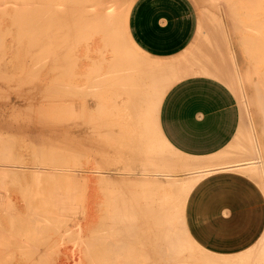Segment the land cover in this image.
Listing matches in <instances>:
<instances>
[{
	"label": "bare ground",
	"instance_id": "obj_1",
	"mask_svg": "<svg viewBox=\"0 0 264 264\" xmlns=\"http://www.w3.org/2000/svg\"><path fill=\"white\" fill-rule=\"evenodd\" d=\"M7 1H9V2H11V0H7ZM6 1V2H7ZM16 2H18L19 3V1H17V0H15ZM23 1V0H22ZM25 1V0H24ZM28 1V2H27ZM26 1V6H25V8H26V12H25V14H27L26 16L28 17V23H26L27 24V26H25L24 25V27H25V31H23V35H25L26 36V34H27V31H28V33H30V38L29 37H27L28 39H29V44H30V47L32 46L33 48H35L34 47V45L35 46H38L39 48H41V50L42 51H44L43 53H44V55L46 56V58H47V51H45L44 50V48H46L49 44L50 45H52L53 44V47H54V49L53 50H55V51H53V52H55V54H54V57L57 55V64L54 62L55 60H53V62L55 63V65L58 67L59 66V69L58 70H60V74H57V73H59V72H57L56 74L57 75H59L60 76V78H59V81H58V83H57V85L56 84H53V82H51L52 81V79H51V83L53 84V86L54 85H56L54 88H56L55 90H57V92H58V94H60L59 96H58V94H57V96H58V98H57V96L54 94V92H52V91H54L53 89V86L51 85V84H47V86L45 85H41L42 86V88L43 89H47V87L48 86H50L51 85V89L49 88V90L48 91H51L53 94L52 95H50L51 94V92H48V91H44L43 92V95L41 94L42 93V91L40 92V94H38L37 93V91L38 90H36V89H38L37 87H39L40 88V86L39 85H37V84H35L32 80H33V78H31V73H33L32 71L33 70H29V69H32V68H34L35 69V67L37 68V67H39L40 69L41 68H46V66H47V64H48V62H47V60H49L50 62H52L51 61V59H53L54 57H48L49 59H45L44 61H42L41 60V58L43 57V56H39V58H36L37 60H36V62H33V64L35 65H33L32 64V66L30 67V65L28 64V63H26L25 61H24V63H26V64H28V66L30 67V68H28V70H27V72H25V73H27L28 74V76H29V78H31V79H29V80H31L32 82H33V85H37V87L36 86H34L35 87V89H34V91L36 90V93L38 94V95H42V96H44V95H46L45 97H47L48 98V96H49V98L48 99H51V100H49L51 103H52V98H55L56 97V101H59V100H61V105L60 106H55V107H53L54 106V104H52L51 106H50V108H48L47 106H43V107H46L45 108V110H41V112L42 111H45L44 113H47V114H42V116L44 117V116H46V117H49V118H53V119H56L57 118V116L59 115L58 114V112L57 111H59V110H62V112L60 113L61 114V118H62V116L63 115H65L66 114V110L67 111H69L70 112V114H71V116L72 117H74V119L73 120H71L69 123H67V122H65L64 120L61 122L60 120V118H57V120H59L58 121V123H56V120H54V122H53V119L51 118L50 120L48 119V120H46V117H42L41 116V113H39L40 114V116L42 117L41 118V120L39 119L40 117L39 116H36V114H38V112H36V114H34L35 113V111L34 110H37V108L35 109V108H33L32 106H31V108H30V103L32 102V101H28V103H26V104H29L28 106H29V109H30V111H34V113H32V114H28V113H26L27 115H28V117L30 118V116L33 118L34 117V115H35V117H38L37 119H32V121L33 120H38V122L40 121V125H38L37 124V121H34V123H36L37 124V127L38 126H40V127H38V128H41V127H43L44 125L45 126H47V124H48V128H49V125H51L52 124V122L53 123H55L54 124V128L55 129H53V124L51 125L52 127V129L55 131L57 128H59L58 126H61L60 128H61V131L62 132H60V130L59 129H57V132H59V133H61L60 135L62 136V135H66V137H65V141H67V142H64V143H67L68 144V142H70V145H74V143H71V141H73V140H71V137L70 136H72V135H75V136H78V137H80L79 135H81L80 133L82 132V133H85V131H86V133H87V135H90V136H92V139L91 140H89L90 142L89 143H91L90 144V148L92 149L93 148V153H95L96 155H97V159H98V157H99V159H98V161L101 163V166H93V167H95V168H97V169H92V171L95 173V172H98L99 173V176H98V178L101 180V179H104V181H105V179L106 178H108L109 179V177H108V175L109 174H111V173H113V174H117V173H119V174H122V176L120 175V177H123V178H121L122 180H119V181H122V182H124V183H122V188H120V189H122V190H120V195H118V194H115L114 195V201L115 200H122V206H121V210L118 208V207H114V210H112V211H110V212H112L109 216H107V213H106V217H104V218H102L101 220L102 221H100L99 222V220L98 219H100V218H98L99 217V214L101 215V213H98V215H95L96 213H94V211L96 210L94 207V210L92 209V207H91V214L93 215V217H92V221L91 222H93V223H91L90 221H89V218L91 219V217H90V212H89V217H88V221H89V223H88V221H87V216L84 218V219H82L83 221H87V223H85V226H84V223H80V225L78 224L80 221H79V219L77 220V219H75V220H77L78 222H76L77 223V227L76 228H74L75 226H76V224H73V227L71 226H66L65 224H66V222L65 223H63V225H62V229L64 230L65 229V231H62V233L63 232H65L66 234H68V232H69V230L71 231L72 229H74V230H76L77 228V235H76V239H74V240H76V241H78L79 239V237H81V239H82V234L84 233V235H83V237H86V235H89L90 233H91V235H89V236H91V237H89V236H87L88 237V239L90 238V241L88 242L87 241V238H84L85 239V241H87V246H88V243H89V246H88V252L89 253H92L93 255H94V257L95 258H104L105 259V263L104 264H172L174 261H176L177 259H178V254L180 253V241H179V239H178V237H179V232H177V230H175L173 227H172V223H171V219H173V217L171 218L170 216H171V213H170V207L172 208L173 206H171L172 204L173 205H175L177 202L176 201H178V200H175V199H177V197H175V198H173V193H171L170 195L172 196V198H173V200H175V201H173L172 200V198H171V196L168 194V193H166L165 191H164V185H166V184H164V182L165 181H162V183H163V186H162V184H160V180H159V178H157V177H154V176H156V175H158V176H161V175H163L162 173V170H164L165 168L164 167H167L166 165H167V163H166V159L164 158V157H162L163 155L161 154L162 153V150L160 151V149L159 148H157L156 146H158L157 144H155L156 142H155V140H156V138H154L153 139V135H152V131H151V128H152V125H154V123H156L155 124V128L157 129V137L161 140V143H163L167 148H170V149H172V150H174L169 144H168V142L164 139V137L162 136V134L160 133V130H159V128H158V124H157V111H158V107H159V103H160V100H161V98H162V95H163V93H164V89H165V86H166V82H164L163 81V78H162V75H164L165 74V72H166V70H168V69H170V70H173V71H175L176 73H177V78L178 77H181V76H184V75H189V74H191L192 72L191 71H189L188 69H190V65H196V66H198L199 67V69L198 70H196V71H198L199 73H204V74H211V75H213V76H218L219 78L221 77V78H225V79H227V77L229 76V74H227L226 75V73L225 72H222V71H220L219 69H220V66L221 65H219V63H220V60L219 59H217V65L216 64H214V62L210 59V58H208V57H206V55L205 54H202V55H200L199 57H197V56H193V54L191 55V59L190 60H188L187 59V55H184V56H182V57H180V58H176V59H174V60H171V61H165V62H163V61H161V60H159V61H161L160 63H155V68H157V69H153L154 67H152V68H150V65L148 66L151 70L150 71H145V70H143V72L141 71L140 72V74H137V72H138V69L137 68H141V67H143L145 64H143L142 62H140L139 60H137L133 55H130V54H128V53H125V52H123V50H122V42H121V40H120V35H118V33H119V26H118V20H120V18H122V15H123V11H126V9H127V0H120V1H117V0H27ZM116 1H117V3L119 4V6L117 5V3H116ZM205 1V0H204ZM231 1V0H230ZM235 1H237V0H235ZM239 1V0H238ZM242 1H244V0H240V2H242ZM6 2H3V3H6ZM9 2H7V3H9ZM12 2H14V1H12ZM11 2V3H12ZM16 2L15 3H12V4H16ZM21 2V1H20ZM247 2V3H246ZM1 3V2H0ZM6 3V4H7ZM11 3H9V4H11ZM214 3H216V2H214ZM231 3V2H230ZM233 3H234V1H233ZM232 3V4H233ZM243 3V2H242ZM21 4V3H20ZM24 4V3H23ZM238 4V3H237ZM240 4V3H239ZM22 5V4H21ZM211 5V4H210ZM218 5V4H217ZM235 6H236V2H235V4H234ZM242 5H244V6H242L241 7V5H240V7H241V10L246 6V8H244L245 10L243 11V12H245L246 11V9H247V13L246 14H244V15H246V16H244L245 18H246V20H245V23L243 22V26H241L242 28V30H244V32H245V34H243V33H241V34H243V36H242V38L241 37H239L240 38V40L242 41V45H245V49H247V50H243L244 52H247V54H248V59L247 60H249V59H251L250 60V62L252 61V63L254 64V69L256 70V72H258V73H261V76L263 77V79H264V0H245V3L244 4H242ZM4 6H6L5 4L3 5V8H4ZM19 4H18V9H19ZM212 6V5H211ZM220 6H221V4H220ZM6 7H8V8H5L6 10H5V13L7 12V9H10L9 8V6H6ZM12 7H14L15 9H16V7L14 6V5H12ZM237 7V6H236ZM240 7H238V8H240ZM22 8H24L23 7V5H22ZM222 8V7H221ZM237 8V9H238ZM2 10V9H1ZM0 10V11H1ZM4 10V9H3ZM11 10V9H10ZM21 10V9H20ZM16 11H18L17 13H16ZM22 11V10H21ZM21 11H19V10H14V12L16 13V15H18V16H16V17H18V18H20L19 16L21 15V14H18L19 12H21ZM238 11V10H237ZM239 11H240V9H239ZM13 12V13H14ZM24 12V11H23ZM242 12V13H243ZM0 13H2V12H0ZM8 13V12H7ZM22 13V12H21ZM240 13V12H239ZM241 13V14H242ZM23 14V13H22ZM25 14H23V17L24 18H26L25 17ZM13 15V14H12ZM214 15V14H213ZM1 16H2V14H1ZM7 16V15H6ZM15 16V14L13 15V17ZM8 17H10V15H8ZM16 17L15 18H13V19H16ZM22 17V16H21ZM232 17V16H231ZM215 18V17H214ZM220 18V17H219ZM237 18V17H236ZM2 19H3V17H2ZM6 19H8V18H6ZM10 19H12V18H10ZM21 19H23V18H21ZM3 20H5V17H4V19ZM3 20H2V22H3ZM242 21V20H241ZM7 22V21H6ZM17 22V21H16ZM9 23V22H8ZM7 23V24H8ZM11 24V22L9 23V25ZM19 24V23H18ZM1 25H2V23H1ZM0 25V26H1ZM6 25V24H5ZM14 24H12L11 26H13ZM17 25V24H16ZM15 25V26H16ZM212 25V24H211ZM1 27H3V26H1ZM9 27V26H8ZM21 27V26H20ZM4 28V27H3ZM3 28H0V32L1 31H3L4 29ZM17 30L19 31V25H17ZM3 29V30H2ZM5 29H7V28H5ZM11 29H12V27H11ZM11 29H9V31L11 32L12 30ZM15 29H16V27H15ZM14 30V29H13ZM23 30V29H22ZM21 30V31H22ZM38 31V33H37V31ZM237 30V29H236ZM242 30H241V32H242ZM6 31V30H5ZM4 31V32H5ZM7 31H8V29H7ZM8 31V35H10V32ZM34 31H36V32H34ZM14 32V31H13ZM2 33V32H1ZM0 33V34H1ZM18 34H19V32H17ZM25 33V34H24ZM34 33H36L35 34V37H36V39H34ZM121 33V32H120ZM238 33H239V30H238ZM6 34V33H5ZM7 34H6V36H7ZM18 34H14V36L16 37V35H17V37H18V39L20 38L19 37V35ZM21 34V33H20ZM122 34V33H121ZM128 34V33H127ZM4 35V34H3ZM11 35H12V33H11ZM13 36V35H12ZM13 36V37H14ZM22 36V35H21ZM29 36V35H28ZM215 36H216V34H215ZM14 37V40L15 39H17V38H15ZM214 37V36H213ZM6 38H8V36L6 37ZM23 38V37H22ZM22 38H21V41H22ZM211 38V37H210ZM217 38V37H216ZM219 38V37H218ZM2 39V38H1ZM4 39H5V37H4ZM9 39H10V36H9ZM16 40V43L18 44V42L20 41V40ZM8 40V39H7ZM7 40H5V41H7ZM11 40V39H10ZM23 40H24V38H23ZM128 40H129V42H130V44H131V46L135 49V50H137V51H139L140 53H142V51L132 42V40L130 39V37L128 36ZM1 42H2V40H0ZM13 41V39L11 40V42ZM27 41V40H26ZM240 41V42H241ZM10 41H9V43H11ZM22 42H24V41H22ZM28 42H27V44H28ZM213 42V41H212ZM4 43V42H3ZM3 43H1V45H3ZM226 43V42H225ZM11 44H14L13 42L11 43ZM20 44V43H19ZM26 44V45H27ZM217 44V43H216ZM215 44V45H216ZM0 45V46H1ZM15 45V44H14ZM5 46H6V42H5ZM11 46H13V45H11ZM11 46H10V48H9V51L7 52V50L5 51V52H7L8 54H10L9 52H11L10 51V49L12 50V52L13 51H15L14 50V48H11ZM18 46L19 45H17V47H16V49L19 51V53H16V54H19V55H21L20 54V52H22L21 51V49H18ZM24 46V45H23ZM22 45H20L19 47H23ZM29 46V45H28ZM27 46V49L29 48L30 49V47H28ZM214 46V45H213ZM50 47V46H49ZM2 49H3V47H1ZM7 48H8V46H7ZM243 48V47H242ZM25 49V46L23 47V49L22 50H24ZM37 49V48H36ZM218 49V48H217ZM4 50V49H3ZM3 50H2V53H3ZM18 51H15V52H18ZM26 51V50H25ZM24 51V56L23 57H25V54H26V52ZM32 51V50H31ZM39 51V50H38ZM52 51V50H51ZM219 51V50H218ZM127 52V51H126ZM244 52H243V54H244ZM0 53H1V50H0ZM1 53V55H3ZM6 53V55H3L4 57L5 56H8V54ZM28 53V52H27ZM34 53V52H33ZM39 53V52H38ZM107 53H109V56H107ZM199 53V52H198ZM12 54V53H11ZM10 54V55H11ZM15 53H13V55H14ZM23 54V53H22ZM247 54H246V56H247ZM9 55V56H10ZM31 55V54H30ZM33 56H36L35 54H32ZM31 55V56H32ZM38 55V54H37ZM52 55V54H51ZM234 55V54H233ZM9 56H8V59H9ZM231 56V55H230ZM243 56V55H242ZM1 57V56H0ZM4 57H1L0 59H4ZM10 57H12V56H10ZM14 57V56H13ZM13 57H12V59H13ZM17 57V55L14 57V58H16ZM30 57V56H29ZM6 58V57H5ZM18 59L20 58V56L19 57H17ZM16 58V59H17ZM21 58H22V55H21ZM21 58L19 59V60H21ZM34 59H35V57H33ZM236 58V57H235ZM8 59H6V60H8ZM28 59H30V58H28ZM27 59V60H28ZM54 59H56V57L54 58ZM246 59V58H245ZM11 60V59H10ZM9 60V61H10ZM24 60V59H23ZM23 60H22V65H26V64H24L23 63ZM26 60V61H27ZM33 60V59H32ZM2 61H5V59L4 60H2ZM34 61V60H33ZM246 61V60H245ZM6 63H8V61H5ZM4 62V63H5ZM31 62V61H30ZM52 62V63H53ZM247 62V61H246ZM249 62V63H250ZM2 63V62H1ZM1 63H0V66H3V65H1ZM5 63V64H6ZM16 63H17V61H15V64H14V66L16 65ZM18 63H20L21 64V62H18ZM54 63L52 64V66L54 65ZM9 64V63H8ZM7 64V65H8ZM11 64H13V62H12V60H11ZM140 64V65H139ZM182 64V65H181ZM184 64V65H183ZM236 64V63H235ZM19 65V64H18ZM54 65V66H55ZM143 65V66H142ZM189 65V66H188ZM250 65V64H249ZM249 65L247 66L248 67V70H249ZM8 66H10V65H8ZM13 65H12V68L14 67ZM48 66H50V64H48ZM47 66V67H48ZM52 66H50V67H52ZM53 66V67H54ZM4 67V66H3ZM11 67V66H10ZM16 67V69H17V67L18 68H20L19 66H15ZM14 67V68H15ZM22 67V66H21ZM24 67V66H23ZM145 67V66H144ZM176 67H179V69H175ZM189 67V68H188ZM247 67H245V69L247 68ZM2 68V67H1ZM5 68V70H6V67H4ZM3 68V69H4ZM24 68H27L26 66L24 67ZM24 68H21V70L22 69H24ZM56 67H54V69H55ZM181 68V69H180ZM2 69V70H3ZM10 69V68H9ZM49 69V68H48ZM52 69V68H51ZM57 69V68H56ZM192 69V68H191ZM251 69V68H250ZM254 69H253V71H254ZM1 70V69H0ZM1 70V71H2ZM4 70V71H5ZM18 70V69H17ZM47 70V69H46ZM139 70H141V69H139ZM194 70V69H193ZM8 72H3L4 74L6 73V75H7V73H8V78L9 79H12V81L11 82H13V80L15 79H13V78H10L11 76H10V74L14 71V70H12V69H10V70H7ZM10 71H12L10 74H9V72ZM26 71V70H25ZM29 71H31V73H30V75H29ZM35 71H36V69H35ZM34 71V72H35ZM42 71V72H41ZM41 71H36L37 73H39V72H41V73H45V72H43L44 70L43 69H41ZM51 71V70H50ZM55 71V70H54ZM163 71V72H162ZM15 72V71H14ZM18 72H19V70H18ZM18 72H16V73H18ZM134 72H136V73H134ZM197 72V73H198ZM248 72V71H247ZM249 72H252L251 70L249 71ZM1 73V72H0ZM2 73V74H3ZM16 73H14V74H16ZM24 73V72H23ZM40 73V74H41ZM54 72L52 71V74H53ZM246 73V72H245ZM254 73H255V71H254ZM13 74V73H12ZM20 75L22 74V72L20 71V73H19ZM46 74V73H45ZM50 74V73H49ZM49 74H48V76H49ZM55 73L53 74L54 76L56 75ZM193 74V73H192ZM252 74V73H251ZM20 75H16V76H13V77H17V76H19V77H21V79H24V78H22V76H20ZM25 74H23V76H24ZM33 76H34V73L32 74ZM38 75V74H37ZM47 75V74H46ZM56 75V76H57ZM246 75H248L247 76V79H245L244 81L246 82V85H248L250 88H248V89H250L251 90V97H250V95H249V97L251 98V102L253 103H251L252 105H254V106H256L255 108H258V115L260 116L261 115V118H262V120L260 119V117L258 118V120L260 119L262 122L260 123V124H262L263 123V126H264V82H260L259 83V81H257L256 80V82H258V84L256 83V82H251V81H253L254 80V78H253V80H249V77H254V74L252 75V76H250V74H246ZM246 75H245V77H246ZM4 76V75H3ZM27 76V75H26ZM35 76H36V74H35ZM34 76V77H35ZM38 76H41V75H38ZM53 76V77H54ZM55 76V77H56ZM257 76V75H256ZM261 76H259V78L261 77ZM25 77V76H24ZM43 77H46V76H43ZM54 77V78H55ZM7 78V77H6ZM5 78V79H6ZM40 77H38L37 79H39ZM41 78H42V76H41ZM40 78V80L42 81V82H44L43 81V79H41ZM49 78V77H48ZM47 78V79H48ZM53 78V79H54ZM165 78V77H164ZM176 78V79H177ZM229 78V77H228ZM256 78H258V77H256ZM0 79L2 80L3 78H2V76L0 77ZM20 78H18V80H17V82H20V80H21ZM25 79L26 80H28L26 77H25ZM37 79H35V80H37ZM56 79V78H55ZM231 79V78H230ZM262 79V78H261ZM4 80V79H3ZM39 80V81H40ZM45 81H46V83H48L47 82V80H46V78L44 79ZM58 80V79H57ZM229 80V79H228ZM7 81H9V80H7ZM15 81H16V79H15ZM165 81H167L166 79H165ZM6 82V81H5ZM11 82H8V84L9 85H7V87L9 86L10 87V85H14L13 86V90H20V89H17V88H21V84L20 85H16L15 86V84H11ZM25 82V80H23L22 81V83H24ZM31 82V83H32ZM2 83H3V86L2 85H0V87L2 86V90L4 89V91H5V88H7V87H5V88H3L4 87V81H2ZM21 83V82H20ZM36 83H39L40 84V82H38V80H37V82ZM45 83V82H44ZM43 83V84H44ZM45 83V84H46ZM6 84H7V82H6ZM17 84H19V83H17ZM26 85H28L27 83L24 85V87L26 86ZM33 85H31V87L33 86ZM232 85V84H231ZM20 86V87H19ZM244 86H245V84H244ZM247 86V87H248ZM15 87V88H14ZM31 87H30V89H31ZM22 88H23V86H22ZM26 88H29V85H28V87H26ZM41 88V89H42ZM53 88V89H52ZM2 90H0V94H1V92H2ZM40 90V89H39ZM4 91H3V94L5 95L7 92H11L10 90L8 91V90H6V93H4ZM21 91V90H20ZM20 91H18V93L20 92ZM34 91L32 92V94L34 93ZM16 92V91H15ZM27 92V91H26ZM47 92V94H45ZM106 92H108V94H106ZM25 93V92H24ZM36 93H34L33 95H35ZM48 93H50V94H48ZM2 94V95H3ZM13 94V93H12ZM15 94H17V93H15ZM22 94V93H21ZM20 94V95H21ZM8 95H11V94H8ZM19 95V94H18ZM29 95H30V91H29ZM29 95H27V96H29ZM55 95V96H54ZM1 96V95H0ZM7 96V95H6ZM11 96H14V95H11ZM24 96V95H23ZM25 96H26V93H25ZM53 96V97H52ZM4 97V96H3ZM37 97V96H36ZM35 96H34V99H33V97L30 99L29 97L27 98V99H29V100H35V98H36ZM52 97V98H51ZM2 98V97H1ZM18 98V97H17ZM24 98V97H23ZM42 98V97H41ZM61 98V99H60ZM110 98H112V99H110ZM249 98V99H250ZM3 99V98H2ZM1 99V100H2ZM9 99H10V97H9ZM8 99V100H9ZM14 99H15V97H14ZM13 99V100H14ZM20 99V98H19ZM44 99V98H43ZM47 99V100H48ZM57 99H59V100H57ZM12 100V99H11ZM11 100H9V101H7V102H9V104H10V101ZM40 100V99H39ZM42 100V99H41ZM55 100V99H54ZM110 100H112L113 102H111L110 104L112 105V103H113V106H112V108H110L111 110L113 109L114 110V112L113 111H111L112 112V116H113V118H112V120L113 121H111V125H113L114 123H116L115 125H113V127L114 126H116L120 131H117V132H121L119 135H123L122 137L120 136H117L116 135V130H117V128H116V130H114L115 132H113V133H115V135L114 136H112L113 138H111L112 140L114 139V138H116V136H117V142H118V140H119V142L118 143H116L118 146H121L120 144H123L124 142H125V144L126 145H128L129 146V148L128 149H126L125 147L126 146H122V149H123V147L126 149V150H122V153L120 152V150H119V153H121L120 155H121V157L120 156H118V158L115 156H112V155H114V154H112V151L111 152H109V149L106 147V145H108L109 143H110V145H111V143L113 144V142H115V139L112 141V140H110L109 139V141H107L106 139V141L105 142H109L108 144L106 143V145H104L103 144V142H104V139H103V136H104V138H110L111 136H109V133H107V131H104L105 132V134L104 133H101L102 131H100V133L103 135V136H101V134H100V136H99V133H98V135H95V134H93V133H95L96 131H97V128H99V126H100V124H98L99 122H98V118H99V114L101 115L102 114V112H104V110L102 111L101 109H104L105 108V103H107V101H110ZM3 101H4V99H3ZM17 101H20V100H17L16 99V104H17ZM55 101V102H56ZM1 102V104H3V102L2 101H0ZM23 102V101H22ZM38 102V101H37ZM37 102H36V104H37ZM48 102V101H47ZM54 102V101H53ZM5 103H6V101H5ZM13 103V102H12ZM11 103V104H12ZM19 103V102H18ZM23 103H25V102H23ZM33 103V102H32ZM40 103V102H39ZM45 103V102H44ZM0 104V105H1ZM33 104H35V103H33ZM6 105H8V104H6ZM20 105H22V103L20 104ZM104 106V108H103V106ZM111 105L109 106L108 105V107H111ZM18 106H19V104H18ZM23 106V105H22ZM27 105H26V107H28ZM39 106V105H38ZM38 106H36V107H38ZM78 106H80L79 108H80V110L82 109V111H84V115L86 116V113L88 114L87 116H88V118H83L84 117V115L80 118L81 119V123H83V124H85V122L88 124V129L90 130V132H87L88 130H87V128H86V130L84 131L83 129H85L84 128V125L82 126V124L81 123H79L78 122V120H76L77 119V113L78 112H75V109H76V107H78ZM42 107V106H41ZM92 107H95V110H93V112H92V109H94V108H92ZM13 108H14V106H13ZM12 108V110H16L17 108H15V109H13ZM25 108V107H24ZM39 108V107H38ZM52 108V109H51ZM101 108V109H100ZM5 109V108H4ZM7 109V108H6ZM10 109V107L8 108V110ZM26 109V108H25ZM32 109V110H31ZM42 109V108H41ZM44 109V108H43ZM48 109H50V112L51 111H53L54 113H55V111H56V113H57V115H56V118H54L53 117V115H55L53 112H47V111H49ZM54 109H55V111H54ZM57 109V110H56ZM90 109V111L92 112L91 113V115L93 114V116H94V114L96 113L97 115H95L96 117H93V116H91L90 114H89V112L90 111H88ZM97 109H100V110H97ZM1 110V109H0ZM12 110H10V111H12ZM24 112L25 111H28V109L27 110H24V109H22ZM97 110V111H96ZM109 109L107 108V112L109 113V111H108ZM256 110V109H255ZM2 111H4V110H1L0 112L2 113ZM6 111V110H5ZM32 111V112H33ZM38 111V110H37ZM101 113H100V112ZM6 112H9V111H6ZM15 112V111H14ZM18 114H19V109H18ZM40 112V111H39ZM60 112V111H59ZM95 112V113H94ZM106 112V113H107ZM111 112L109 113V115L111 114ZM256 112V113H257ZM12 113V112H11ZM11 113H10V116H12L11 115ZM23 113V112H22ZM21 112H20V114H22ZM64 113V114H63ZM113 113H114V115H113ZM5 114V113H4ZM16 114V113H15ZM51 114V115H50ZM53 114V115H52ZM67 114H69V113H67ZM9 115V114H8ZM24 115V114H23ZM103 115H104V113L102 114V117L100 116V118H103ZM1 116H2V114H1ZM22 116V115H21ZM25 116V115H24ZM81 116V115H80ZM89 116H91V117H93L94 119H92L91 117H90V119H89ZM97 116H98V118H97ZM106 116V115H105ZM20 117V116H19ZM28 117H27V119H26V121L28 120ZM34 117V118H35ZM68 117H70V115L68 116ZM107 117V116H106ZM7 118H8V116H7ZM15 118V117H14ZM14 118H13V121H15L14 120ZM22 118V117H21ZM20 118V119H21ZM25 118V117H24ZM24 118H22V119H24ZM63 118H65V117H63ZM62 118V119H63ZM67 118V117H66ZM76 118V119H75ZM108 118V117H107ZM115 118V119H114ZM3 119V118H2ZM18 119V118H17ZM30 119V120H31ZM44 119V121H46L45 123H44V121H42ZM95 119H97L96 120V122H94V120ZM106 119V118H105ZM6 120V119H5ZM11 120H12V118H11ZM10 119H9V121H10V127L12 126V128L11 129H15L14 127H18L17 125H19L18 123H17V121H16V123H17V125H16V123H14V127H13V125H11V124H13L12 122L13 121H11ZM29 120V121H30ZM93 122H91V121ZM100 120V119H99ZM102 120H104V119H102ZM114 120H115V122H114ZM259 120V121H260ZM7 121V120H6ZM23 121V120H22ZM49 121V122H48ZM110 121V120H109ZM18 122H20V121H18ZM41 122H43L42 124H41ZM48 122V123H47ZM105 122V120L103 121V124H106V123H104ZM108 122V121H107ZM3 123H4V121H3ZM6 123H8V122H6ZM22 123V122H21ZM26 123L27 122H23V124H25L26 125ZM29 123H31V121L29 122ZM28 123V125H30ZM33 123V122H32ZM47 123V124H46ZM51 123V124H50ZM59 123H60V125H59ZM90 123H92V126H90ZM95 123L96 124H98L97 125V127L96 128H94L96 125H95ZM102 123V122H101ZM0 124H2V123H0ZM36 124L34 125V126H36ZM44 124V125H43ZM58 124V125H57ZM93 124H94V127H93ZM3 125V124H2ZM4 125H6V124H4ZM3 125V126H4ZM55 125H56V127H55ZM102 125V124H101ZM107 125V124H106ZM8 128H9V126H8V124L6 125ZM6 126H4V128L6 127ZM23 126V128H18V130L17 131H19V133H21V135H22V132H20V130L21 131H23V130H26L27 129V127L26 126H24V125H22ZM21 125H20V127H22ZM32 126H33V124H32ZM44 126V127H45ZM104 126V125H103ZM6 127V128H7ZM24 127H26V129L24 128ZM36 127V128H37ZM102 127V126H101ZM100 127V128H101ZM105 127V126H104ZM104 127H102V128H104ZM112 127V128H113ZM260 127H262V125H260ZM1 128H3V127H1L0 126V130H1ZM8 128L6 129V130H4V132L5 131H8ZM29 128H30V126H29ZM29 128H28V130H29ZM32 128H34L33 129V131L35 130V132H34V134H33V132L31 133V135L29 134V137H31L32 135L34 136L35 135V133H39V134H37V136L38 135H43V133L41 132V130L43 129V128H41V130L40 131H38V130H36L35 129V127H32ZM48 128H47V131H46V127L44 128V130H45V132L46 133H49V130H48ZM100 128L98 129V130H100ZM107 128V127H106ZM111 128V129H112ZM23 129V130H22ZM50 130V131H53V130ZM109 129V128H108ZM260 129H262V128H260ZM3 130V129H2ZM12 130V131H13ZM31 131H32V129H30ZM29 130V131H30ZM59 130V131H58ZM264 129H262V131H263ZM10 129H9V131H8V133L10 132H12ZM16 131V132H17ZM38 131V132H37ZM43 131V130H42ZM261 131V130H260ZM1 132V131H0ZM14 132V131H13ZM26 132V133H25ZM24 133H23V135H25L26 136V134H28V133H30V132H28V131H25ZM42 134H41V133ZM44 132V134L46 135V138H44L45 136L43 135V136H41V138H39V136H38V141L39 142H37V140H36V135L34 136L35 138V140H33V136L30 138L31 140H33V142L35 141V143L37 142V144H33V143H30L29 142V138H27L28 136H26V138L28 139V140H26V138H24L25 136H23V139H25L24 141L26 142V141H28L29 142V145H30V147H31V145H33L32 146V150H33V148L35 147L34 145H37L38 147H39V155L41 156V154L40 153H42V151H45V150H42L41 151V147L39 146L41 143H40V141L42 140V142H43V139L42 138H44V141L47 139V142L48 143H46V142H43V143H46L45 145H44V149H48V148H45V146L46 147H48L47 146V144L48 145H54L53 144V142H54V140L55 141H57V142H54V143H58L59 142V139H57V138H60L59 136V133H57V132H55V133H50V134H48L50 137L51 136H53L54 134H56L57 133V135H59V136H56V139H52V138H55V137H52V138H50L46 133ZM98 132V131H97ZM97 132H96V134H97ZM109 132H110V129H109ZM7 133V132H6ZM18 133V134H19ZM64 133V134H63ZM66 133H68V134H66ZM69 133H72V134H70L69 135ZM75 133V134H74ZM89 133V134H88ZM108 134V136H107V134ZM261 133H263V132H261ZM1 134H2V132H1ZM4 134V133H3ZM3 134H2V136H3ZM17 134V135H18ZM77 134V135H76ZM118 134V133H117ZM11 135V134H10ZM20 135V134H19ZM20 135V136H21ZM93 135L95 136V137H97V139L96 138H94L93 137ZM110 135H112V134H110ZM1 136V137H2ZM47 136H48V138H50V139H48L47 138ZM67 136H69L68 138H69V140H68V138H67ZM74 136V137H75ZM82 136H85L84 134L82 135ZM89 136V137H90ZM106 136V137H105ZM10 137V136H9ZM9 137L8 138H6L7 140L9 139ZM73 137V136H72ZM77 137V138H78ZM85 137H87V136H85ZM85 137H83V138H85ZM98 137H99V140H101V139H103V142L102 141H99L98 140ZM4 138V137H3ZM11 138H12V136H11ZM21 138V137H20ZM62 138V137H61ZM63 138H64V136H63ZM66 138H67V140H66ZM76 138V139H77ZM91 138V137H90ZM90 138H88L87 137V140L88 139H90ZM101 138V139H100ZM6 139H2L3 141H1V139H0V141L2 142H0L1 143V145L3 144V145H5V146H1L0 145V156H1V153L2 154H8L9 155V153H10V155H11V157H10V159H8V158H6V157H3V156H1L0 157V170H1V172L0 173H2V176L4 177L5 176V174H4V172L5 173H7V175L8 174H10V172H11V174H12V172H13V174H17V170H18V168L17 167H20V169H21V167L22 168H24V170L22 169L21 171H25L24 173L26 174L25 176H28L29 175V172L30 173H34V175H35V173H39V171L38 170H36V168H34V166H31V167H33V169L31 168V171H29L30 170V168H29V170L28 169H25V167H28V166H26V165H24V164H19V158L18 159H16L15 158V160H14V157H15V155L13 154V150H14V148L11 150L12 151V154H11V152H10V150L9 149H11L10 147H9V149H7V144H9L10 143V141H12L13 139H11L10 141L8 140V142H7V140ZM14 139H16V138H14ZM23 139H20V143H21V141L23 140ZM72 139H75V138H72ZM80 140L82 139L81 137L79 138ZM251 139V138H250ZM256 139V138H255ZM6 140V141H5ZM50 140H52L53 142L52 143H50L49 141ZM64 140V139H63ZM84 140H86V138L84 139ZM86 140V141H87ZM253 140V139H252ZM5 141V144L3 143ZM19 141V140H18ZM24 141L22 142V143H24ZM62 141V140H61ZM120 141H123V143L121 142L120 143ZM256 141V140H255ZM28 142H26V145L27 146H29L27 143ZM74 142V141H73ZM77 142H81V141H77ZM77 142H75V144L77 145ZM242 142V141H241ZM245 142H246V140H245ZM244 142V143H245ZM258 144H257V142H256V144L259 146V144H261L260 142L261 141H259L258 140ZM13 143V147H14V145L16 146V144H17V146L20 144V143H14V141L12 142ZM21 143V144H22ZM38 143H40L39 145H38ZM59 143H61V144H63L62 142H59ZM82 143V142H81ZM88 143V144H89ZM120 143V144H119ZM254 144H255V142H253ZM253 143H251V144H253ZM55 144V145H56ZM61 144H59V146L61 145ZM67 144H63L64 145V147L66 148V146L65 145H67ZM79 144V143H78ZM87 144V143H86ZM115 144V143H114ZM113 144V145H114ZM248 144H249V146L251 145L250 144V141H249V143L247 142V143H245L243 146H245L244 148L246 149H244V148H242L241 146V149L242 150H245V151H248V152H250V150L252 149L251 148V146H250V148L248 147ZM10 145V144H9ZM23 145H25V144H23ZM25 145V146H26ZM69 145V144H68ZM110 145H109V147H110ZM262 145V144H261ZM11 146V145H10ZM25 146H21L20 145V147H21V149L22 148H24ZM37 146H36V148H37ZM57 146H58V144H57ZM58 146V147H59ZM116 146V145H115ZM114 146V147H115ZM118 146H116L117 148H118ZM255 146V145H254ZM263 146V145H262ZM30 147H28V148H24V150L25 149H27V151H28V149H30ZM53 147V146H52ZM58 147H56L57 149H59ZM62 147V149L64 148L63 146H61ZM72 147V148H71ZM79 147V145L77 146V148ZM113 147V146H112ZM115 147V148H116ZM253 147V146H252ZM54 148H55V146H54ZM54 148H51V149H49V150H51L52 151V149H54ZM55 148V149H56ZM74 147L73 146H70V148H67L68 150L70 149V150H72ZM76 148V147H75ZM111 148V147H110ZM120 148V147H119ZM118 148V149H119ZM260 148V146L258 147V149ZM15 149H17L18 151V153H19V148H15ZM42 149H43V147H42ZM54 149V150H55ZM56 149V150H57ZM112 149V148H111ZM118 149H115V153L116 152H118L117 150ZM159 149V150H158ZM247 149H250V150H247ZM262 149V151H263V149H264V146L261 148ZM23 150V149H22ZM22 150H21V154H22ZM32 150H29V151H31V153H26V155L28 156H30V154H33V153H35V148H34V152L32 151ZM61 150V149H60ZM84 150V149H83ZM114 150V149H113ZM225 150V151H224ZM226 150H228L227 148L226 149H223L222 150V152L221 153H216V154H214V155H211L210 156V158L211 159H209V161H206V163L204 162V160H201V159H199V158H191V157H189V158H185V159H182V160H180L179 162H177V164L176 163H173L172 162V165H177L176 167H180V168H183V170H186V168H188L187 170H189V171H191V170H194V169H192L191 167H194L195 169H197L196 171H195V173H197V172H200V169L202 168L203 169V167H213V166H216V165H220V164H226V165H221L222 167H225V166H228V167H238V168H249L248 166H246V165H244V164H241V163H231V162H228V163H225V161H226V159L228 158V156L230 155V150H228V151H226ZM239 150V149H238ZM67 151V150H66ZM7 152V153H6ZM14 152H15V154L17 153L16 152V150H14ZM23 152H26V151H23ZM33 152V153H32ZM46 152V151H45ZM54 152H56V151H54ZM53 152V153H54ZM63 153L62 154H64L65 153V150H63L62 151ZM224 152V153H223ZM228 154H227V153ZM239 152H240V150H239ZM241 152H243V151H241ZM255 153V148H254V150L253 151H251V153ZM264 152V151H263ZM49 153H50V151H49ZM52 153V155L53 156H51V159H52V157H54L56 154L54 153L53 154ZM73 153V152H72ZM78 153V152H77ZM80 153V152H79ZM92 153V152H91ZM118 153V154H119ZM237 153V152H236ZM243 153H247V152H243ZM20 154V155H21ZM36 154V153H35ZM43 154H44V152L42 153V156L41 157H39V158H37V159H40L39 161L37 160V163H39V164H42L41 162L43 161L41 158L43 157ZM46 154H47V152H46ZM67 154V153H66ZM65 154V155H66ZM68 154H69V152H68ZM71 154V153H70ZM112 154V155H111ZM117 154V153H116ZM240 154V153H239ZM257 154V153H256ZM255 154V155H256ZM261 154H262V152H261ZM261 154H260V157H261ZM9 155V156H10ZM14 155V156H13ZM19 154H17V156H18ZM34 155V154H33ZM49 155V156H48ZM64 155V156H65ZM78 155V154H77ZM82 155V154H81ZM80 154L78 155V156H81ZM89 155V154H88ZM22 156L24 157V155L22 154ZM27 156H25V157H27ZM45 157V159H49L48 157H50V154H47V155H44ZM61 156V155H60ZM63 156V157H64ZM169 156V155H168ZM21 157V156H20ZM22 157V158H23ZM31 157H34V156H31ZM56 157V156H55ZM55 157H54V159H55ZM82 157V156H81ZM259 157V158H260ZM59 158V157H58ZM79 158V157H78ZM25 159V158H24ZM24 159H23V161L22 160H20V161H22V162H25L24 161ZM29 159V158H28ZM72 159V158H71ZM122 159V160H121ZM165 160V163L166 164H164V160ZM256 159V158H255ZM262 159V158H261ZM18 160V161H17ZM80 160H81V158H80ZM87 160V159H86ZM85 160V161H86ZM28 161V160H27ZM35 161V160H34ZM67 161V160H66ZM68 161H69V159H68ZM92 161V160H91ZM252 161H254V160H252ZM258 162H260L261 163V165L262 166H264V154H263V159H262V161L260 160V159H258L257 160ZM256 161V162H257ZM18 164H17V163ZM22 162H20V163H22ZM28 162H31V163H29V164H31L32 165V163H33V161H28ZM48 162H49V160H48ZM81 163L83 162V161H80ZM89 162V161H88ZM163 162V163H162ZM27 163V162H26ZM43 163H45V162H43ZM71 163V162H70ZM87 163V162H86ZM98 163V162H97ZM138 163V168L136 167L137 165H135V164H137ZM169 163H171L170 161H169ZM251 163V162H250ZM35 164V163H34ZM38 164V165H39ZM45 164H47V163H45ZM54 164V163H53ZM83 164V163H82ZM89 164V163H88ZM252 164V163H251ZM37 165V164H36ZM62 165V164H61ZM80 165V164H79ZM120 165H122V169L121 168H119V166ZM253 165L254 166H256L254 163H253ZM40 166V165H39ZM70 166V165H69ZM82 166V165H81ZM168 166H169V164H168ZM15 167L17 168L16 170H15ZM38 167V166H37ZM41 167V166H40ZM39 167V168H40ZM54 167V166H53ZM60 167V166H59ZM72 167V166H71ZM175 167V168H176ZM190 167V168H189ZM260 167V166H259ZM259 167H254L255 169H256V171L258 170V169H260ZM38 168V169H39ZM44 168H45V166H44ZM92 168V167H91ZM169 168L171 169V165L169 166ZM160 169H161V172H160ZM179 169V168H178ZM250 169V168H249ZM254 169V170H255ZM52 170V169H51ZM50 170V171H51ZM73 170V169H72ZM159 170V171H158ZM3 171V172H2ZM21 171H20V175H21ZM27 171H28V175H27ZM154 172V174H150V173H148V172ZM165 171V170H164ZM167 171V170H166ZM172 172L174 171V169H172L171 170ZM170 171V172H171ZM251 171H252V169H251ZM255 171V173L252 171V173L255 175V177L256 178H258V179H261V176L264 174V168L262 169V171H263V174H260V170H258L257 172ZM18 172H19V170H18ZM22 172V175L24 176V173ZM43 172V171H42ZM70 172V171H69ZM104 172V173H103ZM167 172H169V170L167 171ZM176 172H178V171H176ZM45 173H47V172H45ZM11 174H10V177H11ZM12 174V175H13ZM40 174V173H39ZM42 174H44V173H42ZM48 174V173H47ZM46 174V175H47ZM70 174H71V172H70ZM93 174V173H92ZM115 174V175H116ZM6 175V176H7ZM18 175V177L20 176L19 175V173L17 174ZM16 175V176H17ZM21 175V177H23ZM34 175H31V176H29V177H33L34 178ZM37 175V174H36ZM41 175V174H40ZM50 174H48V176H49ZM52 175V174H51ZM54 175H55V170H54ZM53 175V176H54ZM62 175V174H61ZM112 175V174H111ZM118 175V174H117ZM174 175V174H173ZM2 176H1V174H0V177L2 178ZM25 176H24V181H25V179L27 178H25ZM44 176V175H43ZM42 176V177H43ZM47 176V177H48ZM59 176V175H58ZM66 176V175H65ZM94 176H96V175H94ZM110 176V175H109ZM153 176V177H152ZM167 176V175H166ZM171 177H172V175H170ZM170 176H168V177H166L167 178V180H168V178H170V179H172L173 177H175V176H173L172 178L170 177ZM9 177V175L6 177V178H8ZM9 177V178H10ZM36 177V176H35ZM64 177V176H63ZM74 177V176H73ZM87 177V176H86ZM89 177V176H88ZM118 177V176H117ZM163 177V176H162ZM165 177V176H164ZM264 177V176H263ZM32 178V180L34 181V183H31L32 182V180H31V182L30 181H28L27 180V182L26 183H28V182H30L31 184H33L32 186H34V187H36V185H38V184H40V183H35V180ZM50 178V177H49ZM48 178V179H49ZM53 178V177H52ZM55 178H56V176H55ZM60 178V177H59ZM59 178H57L56 179V181H59L58 179ZM67 178V177H66ZM78 178V177H77ZM119 178V177H118ZM5 179V178H4ZM11 180H12V178H10ZM18 179V178H17ZM16 179V180H17ZM19 179H21V180H19V181H23L22 179L23 178H19ZM28 179V178H27ZM36 179V178H35ZM43 179V178H42ZM41 178H40V180H42ZM45 179H47V178H45ZM47 179V180H48ZM63 179V178H62ZM61 179V180H62ZM108 179H106V181H110V179L108 180ZM115 179L117 180V178L115 177ZM156 179H158L159 181L157 182L156 181ZM170 179H169V181H170ZM9 180V179H8ZM30 180V179H29ZM37 180H39V179H37ZM78 180V179H77ZM76 180V181H77ZM84 180V179H83ZM86 180V179H85ZM95 180H97V179H95ZM167 180H166V182H167ZM176 180H178V178L176 179ZM180 180V179H179ZM179 180H178V182H179ZM262 180H263V178H262ZM19 181H15V182H19ZM49 181V180H48ZM55 180H54V178H53V182H56ZM71 181V180H70ZM69 181V183L70 184H68V185H72L71 184V182ZM76 181H73V182H76ZM79 181V180H78ZM81 181V180H80ZM99 181V180H98ZM113 181H115V180H113ZM169 181L167 182V185L169 184L170 185V183H169ZM172 182V186H173V184L174 183H176L177 181H175V178H173V180H171ZM173 181H175L174 183H173ZM192 181V180H191ZM264 181V180H263ZM0 182H2V180L0 181ZM6 182V181H5ZM8 182H10V181H8ZM8 182H6V183H8ZM12 182V181H11ZM41 182V181H40ZM43 182H45V181H43L42 180V183ZM88 182V181H87ZM100 182V181H99ZM182 182V181H181ZM181 182H179V184L178 185H180V183ZM5 183V184H6ZM13 183V182H12ZM20 183V182H19ZM19 183H18V185H19ZM48 183V182H47ZM118 184V182H115V184ZM262 183H264V182H262ZM4 184V183H3ZM13 184H15V183H13ZM24 184V183H23ZM30 184V185H31ZM35 184V185H34ZM43 184H46V182L45 183H43ZM51 182L49 181V186H48V189L47 190H49L50 191V189L49 188H51ZM54 184V183H53ZM75 184V183H74ZM86 184V183H85ZM98 184V183H97ZM104 184V183H103ZM160 184V185H159ZM177 184V183H176ZM175 184V186H178V185H176ZM182 184H183V187L181 186V188H182V191H180L181 193H179V195L180 196H178V199H181V201L183 200V204H182V211H183V207H184V203H185V197H186V193H187V189H188V187L187 186H189V184H190V181H184V182H182ZM10 185V184H9ZM16 185V184H15ZM41 185V184H40ZM57 185H58V183H57ZM91 185H92V183H91ZM99 185V184H98ZM105 185V184H104ZM168 185V186H169ZM7 186V185H6ZM11 186H14V185H11ZM21 186H23L24 187V185H21ZM20 185H19V187H21ZM42 186V185H41ZM69 186V187H70ZM74 186V185H73ZM84 186V185H83ZM100 186V185H99ZM171 186V185H170ZM171 186V191L172 192H174V194H175V192H176V190L175 191H173L172 190V188H174L175 186H173L172 187ZM0 187H1V185H0ZM4 187V186H3ZM10 187V186H9ZM8 187V188H9ZM27 187V186H26ZM28 187H29V185H28ZM38 187H39V189H42V188H40V186L38 185ZM37 187V188H38ZM54 187H55V184H54ZM61 187V186H60ZM72 187V186H71ZM95 186H93V188H94ZM101 187V186H100ZM111 187V186H110ZM114 187V186H113ZM180 187V186H179ZM5 188V187H4ZM14 188H16V186L14 187ZM31 188V187H30ZM87 188V187H86ZM96 188V187H95ZM10 189H12V187L10 188ZM21 189H22V187H21ZM25 189H27V188H25ZM25 189H23V190H25ZM31 189H33V187L31 188ZM35 189V188H34ZM33 189V190H34ZM44 189V188H43ZM54 189V188H53ZM73 189V188H72ZM72 189H70V190H72ZM89 189V188H88ZM174 189H176V187L174 188ZM7 190V187L5 188V191ZM12 190H14V189H12ZM11 190V192H9V195H10V193H12L13 191ZM16 190V189H15ZM17 190H18V186H17ZM28 190H29V188H28ZM27 190V191H28ZM32 190V191H33ZM36 190V189H35ZM35 190H34V193H35ZM52 190V189H51ZM55 190V189H54ZM57 190V189H56ZM70 190H68V191H70ZM85 190H87V189H85ZM92 190H94V189H92ZM111 190V189H110ZM109 190V191H110ZM177 190H178V187H177ZM179 190H180V188H179ZM179 190H178V192H179ZM31 191V190H30ZM31 191V192H32ZM39 191V190H38ZM48 191V192H49ZM58 191V190H57ZM90 191H91V189H90ZM100 191H101V189H100ZM15 192V191H14ZM24 192V191H23ZM29 192V191H28ZM37 192V191H36ZM40 192H43L42 190H40ZM40 192H38V193H40ZM45 192H46V190H45ZM54 192H56V191H54ZM60 192V191H59ZM62 192H63V190H62ZM65 192V191H64ZM66 192H67V190H66ZM65 192V193H66ZM94 192V191H93ZM6 193H7V191H6ZM26 193V192H25ZM33 193V192H32ZM90 193V192H89ZM100 193V192H99ZM102 193V192H101ZM107 193V192H106ZM115 193H117V192H115ZM15 194V193H14ZM17 194V193H16ZM21 194V193H20ZM19 194V195H20ZM28 194V199L27 200H31L30 198H32V196L34 197V196H36L37 194H34V195H31L30 196V194L31 193H27ZM84 194V193H83ZM111 194V193H110ZM8 195V194H7ZM6 195V197L9 199V195L7 196ZM18 195V196H19ZM23 195H24V198H25V196L27 197V195H25L24 193H23ZM42 195V194H41ZM54 194H52L51 196H53ZM102 195H104V194H102ZM101 195V196H102ZM112 195V194H111ZM176 195H177V193H176ZM175 195V196H176ZM20 196H22V195H20ZM30 196V197H29ZM40 196V195H39ZM56 196V195H55ZM53 197V198H56V197ZM58 196V195H57ZM99 197H100V195H98ZM98 196H97V198H98ZM108 196V195H107ZM113 196V195H112ZM49 197H50V194H49ZM23 198V199H24ZM35 198H39L38 196L37 197H35ZM34 198V199H35ZM52 198V197H51ZM96 197H94V198H92V199H89L90 201H92L93 199H94V201L95 202H97V199ZM16 199V198H15ZM58 199V198H57ZM82 199V198H81ZM85 199V198H84ZM99 199V198H98ZM6 200V199H5ZM10 200V199H9ZM12 200V199H11ZM26 200V201H27ZM42 200H44V199H42ZM41 200V201H42ZM51 200V199H50ZM53 200V199H52ZM102 200V199H101ZM35 200H33V202H34ZM39 201V200H38ZM37 201V205L36 206H40V209H41V207H42V209H43V204L44 203H42L41 205L39 204L40 202H38ZM55 201V200H54ZM54 201H52L53 202V205L56 203V201H55V203H54ZM84 201V200H83ZM107 201V200H106ZM7 202V201H6ZM12 202V201H11ZM29 202V201H28ZM31 202V201H30ZM32 202V203H33ZM101 202V201H100ZM175 202V203H174ZM26 203V202H25ZM25 203H24V206H26L25 205ZM32 203H28L29 204V206H27V207H31L30 205H32ZM35 203H36V201H35ZM35 203H34V205L33 206H35ZM92 203H94L93 201H92ZM107 203V202H106ZM19 204V203H18ZM27 204V203H26ZM27 204V205H28ZM76 204V203H75ZM96 204V203H95ZM97 204H98V202H97ZM116 204V203H115ZM11 205V204H10ZM10 205H9V207H10ZM12 205H13V203H12ZM56 205V204H55ZM94 204H91V206H93ZM101 205V204H100ZM102 205H103V203H102ZM5 206V205H4ZM17 206H20V205H17ZM82 206H83V204H82ZM90 206V205H89ZM97 207L99 206V205H96ZM176 206V205H175ZM2 207V206H1ZM21 207V206H20ZM50 207V206H49ZM56 207V206H55ZM105 207V206H104ZM13 207H11V209H12ZM24 208H26V207H24ZM23 208V209H24ZM37 207H34V209H36ZM39 208V207H38ZM38 208H37V210H38ZM58 208V207H57ZM56 208V209H57ZM84 208V207H83ZM99 208V207H98ZM98 208H97V210H98ZM108 207H106L105 208V210L107 209ZM178 208V207H177ZM10 209V210H11ZM15 209H16V206H15ZM23 209H21V210H23ZM33 209V210H34ZM39 209V210H40ZM47 209V208H46ZM8 210V209H7ZM9 210V211H10ZM18 210H19V208H18ZM28 210H31L30 208L28 209ZM37 210H36V212L34 211V213H33V216H36L37 214ZM38 210V211H39ZM44 210H45V208H44ZM96 210V211H97ZM101 210V209H100ZM6 211V210H5ZM5 211H4V215L6 214L5 213ZM43 211V210H42ZM54 211V210H53ZM52 211V212H53ZM172 211V210H171ZM180 211V210H179ZM12 212V211H11ZM17 212V211H16ZM15 212V213H16ZM23 212V211H22ZM21 212V213H22ZM26 212V210L24 209V213ZM28 212V211H27ZM32 212V211H31ZM44 212V211H43ZM56 212H58L57 210H56ZM81 212V211H80ZM99 212V211H98ZM105 212H108V211H105ZM0 213H1V215H2V212L0 211ZM18 214H20L19 212H17ZM24 213H22L21 215H23ZM45 213V212H44ZM54 213V212H53ZM88 213V211L86 212V214ZM11 214V213H10ZM27 214H29V216H30V214H32V213H27ZM26 213L24 214V215H26L27 216V218H29L28 217V215H27ZM36 214V215H35ZM46 214V213H45ZM57 214H60V213H57ZM103 214V213H102ZM173 214L175 215L176 214V211L174 212L173 211ZM179 214H181L180 212H179ZM15 216H17L16 214H14ZM14 215H13V217H14ZM21 215H19L18 217L19 218H24V217H26V216H22L21 217ZM43 214L42 213H40V216H42ZM49 215V214H48ZM64 215V214H63ZM91 215V216H92ZM173 215V216H174ZM5 216H7V215H5ZM33 216H30V218L31 217H33ZM47 216V215H46ZM49 216H51V215H49ZM54 216H56V214H54ZM102 216V215H101ZM9 217H10V215H9ZM12 216H11V218H13ZM17 217V219H19ZM37 217V216H36ZM43 217H45V215H43ZM57 217V216H56ZM35 218V217H34ZM33 218V219H34ZM39 218V217H38ZM55 217H53L52 218V221H53V219H54ZM171 218V219H170ZM174 218H175V216H174ZM177 218H179L178 216H177ZM0 219H1V217H0ZM6 219H8V218H6ZM15 218H13L12 220H14ZM44 219V218H43ZM42 219V220H43ZM50 219V218H49ZM56 220H59L60 218H55ZM54 219V220H55ZM62 219V218H61ZM60 219V221L61 222H63V220H61ZM69 219V218H68ZM80 219H81V217H80ZM19 220H21V219H19ZM25 219H23V221H24ZM30 220V219H29ZM37 220V219H36ZM70 220H71V217H70ZM69 220V221H70ZM1 221H3V220H1ZM0 221V222H1ZM18 221V220H17ZM22 220L20 221V222H18V224H17V227H18V230H20V232L23 230V228L26 226L25 224H24V222H26L27 221V219H26V221H24L23 222ZM31 221H33L32 219H31ZM39 221V220H38ZM47 220H45V222H46ZM49 221V220H48ZM47 221V222H48ZM7 222H8V220H7ZM13 222H15L16 223V221L14 220ZM30 222V221H29ZM29 222H27L26 224H28ZM44 222V221H43ZM46 222V223H47ZM55 221H53V223H54ZM57 222V221H56ZM55 222V223H56ZM82 222V221H81ZM2 223V222H1ZM3 223H4V221H3ZM33 223H34V221H33ZM40 223V222H39ZM38 223V225H40ZM69 223V222H68ZM73 223H74V221H73ZM32 224V223H31ZM42 224V223H41ZM60 224V223H59ZM82 224V225H81ZM87 224H89L90 226H91V228H92V231H93V234H92V232H91V228H90V226L89 225H87ZM8 225H9V223H8ZM13 225H14V223H13ZM35 225V224H34ZM37 225V226H38ZM47 225V224H46ZM48 225H50V223L48 224ZM54 225V224H53ZM55 225H57V224H55ZM65 225V226H64ZM75 225V226H74ZM90 228V229H88V227ZM1 226V225H0ZM28 226V225H27ZM40 226H43V225H40ZM40 226H39V228H40ZM45 226V225H44ZM43 226V227H44ZM51 226V225H50ZM60 226V225H59ZM13 228L15 227V225L14 226H12ZM17 227H15L16 229L15 230H17ZM33 227V226H32ZM34 227H36V226H34ZM33 227V228H34ZM47 227V226H46ZM45 227V228H46ZM51 227H53V226H51ZM61 227V226H60ZM60 227H58V228H60ZM0 228H2V226L0 227ZM8 228V227H7ZM13 228L11 229L12 231H13ZM27 228V227H26ZM30 228V227H29ZM44 228V229H45ZM57 228V227H56ZM72 228V229H71ZM2 229H4V228H2ZM32 229V228H31ZM34 229H36V228H34ZM54 229V228H53ZM61 229V230H62ZM4 230H6V229H4ZM14 230V231H15ZM26 230V229H25ZM25 230H24V232H25ZM30 229H28V231H29ZM39 230V229H38ZM47 230H49V229H47ZM47 230L46 231H43L44 233V235H45V232H47ZM78 230H80V233H81V231L83 232V233H81V235L79 236L78 234H80V233H78ZM86 230H88V233L85 235V231ZM90 230V231H89ZM7 231V230H6ZM37 231V230H36ZM40 231H41V229H40ZM51 231H52V229H51ZM58 231H60L59 229H58ZM11 232V231H10ZM17 232V235H19V234H21V233H18V231H16ZM23 232V231H22ZM23 232V233H24ZM30 232H31V230H30ZM49 232H50V230H49ZM74 232V231H73ZM87 232V231H86ZM14 233V232H13ZM12 233V234H13ZM22 233V234H23ZM36 233L37 232H35V235H36ZM51 233V232H50ZM55 233V232H54ZM58 233V232H57ZM56 233V234H57ZM187 233V232H186ZM25 234H29V233H24V236L23 235H21V236H23L24 238H27L28 236H26L25 237ZM33 235H34V232L32 233ZM46 234H48L49 235V233H46ZM55 234V235H56ZM15 235V234H14ZM42 234H40V236H41ZM51 235V234H50ZM49 235V236H50ZM52 235L54 236V234L52 233ZM61 235V234H60ZM65 235V234H64ZM70 235V234H69ZM188 235V234H187ZM48 236V237H49ZM79 236V237H78ZM6 237V236H5ZM8 237V236H7ZM9 237H11V236H9ZM9 237H8V239H9ZM13 237V236H12ZM32 237H34V236H32ZM23 238V239H24ZM36 238V239H35ZM41 238H43V236L41 237ZM181 238V237H180ZM190 238V237H189ZM4 239V238H3ZM7 239V240H8ZM14 238H11V240L10 241H12ZM19 239V238H18ZM18 239H17V241H18ZM29 239V238H28ZM28 239H26V240H28ZM39 239L40 238H38L37 239V235H36V237H34L33 238V240H36V242H34V241H31L32 239H31V237H30V240L29 241H27V242H31V243H29V244H32V245H34V243H37V246H38V244H39ZM44 239V238H43ZM42 239V240H43ZM48 239V238H47ZM47 239H46V241H42L41 240V242L40 243H42V244H44V243H46L47 242ZM53 239H55L56 240V236H55V238H53ZM59 239H61V236H60V238ZM7 240L5 241V242H7ZM49 240H51L50 238H49ZM58 240V239H57ZM23 240H21V241H19L17 244H21V243H23L22 242ZM67 240H65L64 242H66ZM3 242V241H2ZM4 242V243H5ZM14 243H15V241H13ZM26 242V243H27ZM51 242V241H50ZM59 242V241H58ZM75 242V241H74ZM82 242H84L83 241V239L80 241V245H82ZM9 243V242H8ZM48 243V242H47ZM72 243V242H71ZM182 243V242H181ZM50 244V243H49ZM48 244V245H49ZM75 244V243H74ZM85 244H86V242H85ZM3 246V244H1L0 243V246ZM6 245H8V244H6ZM12 245V244H11ZM15 245V244H14ZM21 245H24V244H21ZM21 245H19V246H21ZM40 245V244H39ZM76 245V244H75ZM80 245H78V247L80 246ZM5 246V245H4ZM3 246V247H4ZM9 246V245H8ZM16 246H18V245H16ZM28 245H24L23 246V248L22 247H19V248H21L20 250H22V249H25L24 247H26V249H27V251H29L28 250V248L30 247V246H28ZM45 246V245H44ZM47 246V245H46ZM72 246V245H71ZM74 246V245H73ZM72 246V247H73ZM84 246H86V245H84ZM263 246V245H262ZM6 247V246H5ZM35 247H36V244H35ZM49 247H50V245H49ZM77 247V248H78ZM18 247H17V249H19ZM37 248V247H36ZM48 248V247H47ZM74 248V247H73ZM75 248H76V246H75ZM261 248V253L260 252H258L259 251V247H258V251H257V249L255 250L257 253H259V255H258V258H257V254H256V256H255V254H253L254 256H255V261L253 260V262H252V254L250 255V254H245V255H242V256H240V257H238V258H236V259H234V260H232V261H220V264H250L249 263V261H251L252 263L251 264H264V246H263V248L262 247H260ZM3 249V248H2ZM29 249H32V247L31 248H29ZM15 250V249H14ZM37 250V249H36ZM43 250H45V249H43ZM48 250V249H47ZM80 250H82V248L80 249ZM84 250V249H83ZM85 250H86V247H85ZM10 251V250H9ZM17 251V250H16ZM26 251V252H27ZM58 251V250H57ZM78 251V250H77ZM184 251V250H183ZM21 252V255H22V259L21 258H19L17 261H19V260H23V253L22 252H24V255H27V254H25V250L24 251H20ZM20 252H18L17 251V253H20ZM30 252H31V250H30ZM29 252V253H30ZM36 253V252H38V250L35 252V251H33V249H32V254H34V253ZM41 252V251H40ZM69 252L72 254V252L73 251H71V250H69ZM75 252H76V250H75ZM75 252H73V253H75ZM87 252V251H86ZM88 252H87V254H88ZM1 253H2V251H1ZM0 253V254H1ZM6 253V252H5ZM10 253V252H9ZM28 253V254H29ZM44 253V252H43ZM49 253V252H48ZM51 253L53 254H55V252L53 251V250H51ZM57 253V252H56ZM81 253V255L82 256H85V255H83L85 252H80ZM7 254V253H6ZM38 254V253H37ZM46 254V253H45ZM51 254V255H52ZM58 254V253H57ZM61 254V253H60ZM69 254V253H68ZM71 254H69V255H71ZM75 254H77V253H75ZM86 254V255H87ZM50 255V254H49ZM64 256H65V258H67L68 256H67V253L66 254H63ZM61 256V257H64V256ZM91 255V254H90ZM89 255V256H90ZM4 256H7V255H4ZM43 256V255H42ZM42 256H40V257H42ZM46 256V255H45ZM67 256V257H66ZM72 256H74V255H71V257ZM0 257H1V255H0ZM8 257H9V255H8ZM10 257H11V255H10ZM9 257V258H10ZM19 257H20V254H19ZM29 258H31V256H28ZM49 257V256H48ZM54 257H56V256H54ZM71 257H69V258H71ZM77 257H79L78 258V260L81 258V256H77ZM2 258V260H3V257H1ZM7 258V257H6ZM27 258V256H25V259ZM27 259V260H24V262H26V261H29V260H31V259ZM37 258H39L38 257V255H37ZM43 258H45V257H43ZM64 258V259H65ZM76 258V257H75ZM88 258V257H87ZM90 258H93V257H91L90 256ZM254 258V257H253ZM4 259H5V257H4ZM52 259H53V256H52ZM59 259V258H58ZM61 259L62 258H60L59 260L61 261ZM74 259V258H73ZM73 259H71V260H73ZM83 259V258H82ZM1 260V261H2ZM34 260V259H33ZM32 260V262L34 263V261ZM41 260V259H40ZM45 260L46 259H44V262H45ZM67 260H69V259H66V261ZM77 260V259H76ZM95 260V259H94ZM97 260V259H96ZM103 260V259H102ZM4 262H5V260H3ZM15 261V260H14ZM13 261V262H14ZM36 261H39L38 259L36 260ZM59 261V262H60ZM65 261V260H64ZM4 262H2V263H4ZM23 261L22 262H17L18 264H21V263H23V264H25ZM30 262V261H29ZM28 262V263H29ZM58 262V264H64L63 263V261H62V263H59ZM73 262H74V264H75V261L73 260ZM82 262V261H81ZM83 262H85V261H83ZM94 262V261H93ZM93 262H91L90 264H92ZM1 263V264H2ZM12 263V262H11ZM16 263V261H15V263L14 264H17ZM47 263V261L45 262V264ZM66 263H68V262H66ZM65 263V264H66ZM78 263H79V261H78ZM97 263V262H96ZM10 264V263H9ZM37 264H38V262H37ZM42 264H44V263H42ZM56 264V263H55ZM70 264H72V263H70ZM77 264V263H76ZM88 264V263H87ZM101 264H103V262L101 263ZM219 264V263H218Z\"/></svg>",
	"mask_w": 264,
	"mask_h": 264
},
{
	"label": "rangeland",
	"instance_id": "obj_2",
	"mask_svg": "<svg viewBox=\"0 0 264 264\" xmlns=\"http://www.w3.org/2000/svg\"><path fill=\"white\" fill-rule=\"evenodd\" d=\"M7 0H0V12H2V13H0V25H1V23H2V25L1 26H3V27H1L0 26V28H3L2 30L3 31H1L0 33V40H2V42L0 41V45H1V43H3V45H1L0 46V50H1V53H2V50H3V55H6V53L9 51V48H10V46L11 45H13V46H11V48H14V50L15 51H18L17 49H16V47H17V45H24L25 46V49L24 50H22L23 49V47H19L18 46V49H21V51L22 52H20V54L22 55V58H21V55H19V54H16V53H19V51L18 52H15V51H13L12 52V50L10 49V51L11 52H9L10 54H8V56L10 55V56H16L17 55V57H19L20 56V58H21V60H19L17 57V59L16 58H14L13 57V59H12V57H10L9 56V59H8V56H3V55H1V53H0V56L1 57H4V59H5V61H8V63H6L5 61H2V60H4L3 58L2 59H0V63H1V65H3L4 67H6V70H5V68L3 67V66H0V69L2 70L3 68V72H8L7 70H10V69H12V70H14L13 72L12 71H10L9 72V74H10V78H15L16 79V81H15V79L13 80V82H11L12 81V79H9L8 78V73H7V75H6V73L4 74L1 70H0V77L2 76V78L4 79H0V85H2L3 86V83H2V81H4V87L3 88H5V87H7V85H9L8 84V82H11V84H15V86L17 85H20L21 86V88H17V89H20V90H18V91H20L19 93H18V91L15 89V90H13V86L12 85H10V87L8 86L7 88H5V91H4V89L2 90L1 88H2V86L0 87V90H2V92H1V96H0V101H2L3 102V104H1V102H0V109L1 110H4V111H2V113L0 112V123H2L3 125L4 124H8V126L10 125V121H9V119L11 120V118H12V120L11 121H13V118H14V120L15 121H13L12 123L13 124H11V125H13V127L15 126L14 125V123H16V121H17V123L19 124V125H17V123H16V125L18 126L17 128L16 127H14L15 129L13 130V129H11L12 128V126L10 127L9 126V128L6 126V125H4V126H6L7 128H8V131H9V129L12 131L11 133L9 132L8 133V131H5L4 132V130H6L7 128L5 127L4 128V126L2 125V124H0V126L1 127H3V128H1V132H2V134H3V136H2V134H1V132H0V139H1V141H3L2 139H6V138H8L9 136V141L11 140V139H13L12 141H10V143L8 142V140H7V142L11 145H9V144H7V149H9V147L11 148V149H9L10 150V152H11V154H12V149L14 148V150H16V152L18 151L17 149H15V148H19V153L17 152L16 154H15V152H14V150H13V154L15 155V157H14V160H15V158L16 159H20V160H22L23 161V159H24V161L25 162H22V161H18L19 162V164H24V165H26V166H28V167H25V169H28L29 170V168H30V170L29 171H31V168L33 169V167H31V166H34V168H36V170H38L39 171V173L41 174H39V173H35V175H34V173H30L29 172V175H28V171H27V175L28 176H25L26 174V172L24 173L23 171H21L22 169L24 170V168H22L21 167V169H20V167H17L18 168V170H19V172H18V170H17V174L19 173V175H20V171H21V175H22V172L24 173V176H25V181H24V176L23 177H21V175L18 177V175L16 176L15 174H13V172H12V174H11V172H10V174H11V177H10V174H8L9 175V177L10 178H12V180L8 177V178H6L8 175H7V173H5L4 172V174H5V176L3 177L2 176V173H0L1 174V176H2V178L0 177V181L2 180V182H0V185H1V187H0V211L2 212V215H1V213H0V217H1V219H0V221L1 220H3L4 221V223H3V221H1L0 222V225L2 226V228H4V229H6V230H4V229H2V228H0V243L1 244H3V246L1 245L0 246V253H1V251H2V253L0 254L1 255V257H3V260H5V262L2 260V258L0 257V264L2 263V262H4V263H2V264H14L15 263V261H16V263L17 262H24V260H27L29 257L28 256H31V258H29V259H31V260H29V261H26V262H24L25 264H37V262H38V264H42V263H44L45 264V262L47 261V263L46 264H58V262L60 261L59 259L60 258H62L61 259V261L59 262V263H62V261H63V263L65 264L66 262H68V263H66V264H70V263H72V264H74V262H73V260L75 261V264L77 263V264H90L91 262H93L92 264H101L102 262H103V264L105 263V259L104 258H95L94 257V255L92 254V253H89L88 251V246H89V243H88V246H87V241L89 242L90 241V238L88 239V237L87 236H89V235H91V233L89 234V235H86L87 233H88V230H86L85 231V235H86V237H83V235H84V233L81 231V233H83L82 235H81V233H80V230H78V233H80V234H78L79 236L81 235L82 236V239H83V241L84 242H82V245H80L81 243H80V241L82 240L81 239V237H79L78 239V241H76L77 239V237H76V233H77V229L76 230H74V229H72L71 231L69 230V232H68V234H66L65 232V229L63 230L62 229V225H63V223H65L66 222V226H72L73 227V224H76V226L74 227V228H76L77 227V223L76 222H78L77 220L79 219V225H80V223H84V226H85V223H87V221H88V217H89V215L91 214V207H92V209L94 210V208L97 210V208H98V210L96 211H94V213H96L95 215H98V213H101V215L99 214V217L98 218H100V219H98L99 220V222L100 221H102L101 219L102 218H104V217H106V213H107V216H109L112 212H110V211H112V210H114V207H118L120 210H121V206H122V200H115L114 201V195L115 194H118V195H120V190H122L123 188H122V183H124V182H122V181H119V180H122L121 178H123V177H120V175L122 176V174H119V173H115V174H113V173H111V174H109L108 175V177H109V179H110V181H106V179H108V178H106L105 179V181H104V179H99L98 178V176H99V173L98 172H93L92 171V169H97V168H95V167H93V166H101V163L98 161V159H99V157H98V159L96 158L97 157V155L95 154V153H93V148L91 149L90 147L92 146H90V144L91 143H89L90 141L89 140H91L92 139V136H90V135H87V133H86V128H87V132H90V130L88 129V124L85 122V124H83V123H81L82 121H81V117L84 115L83 113H84V111H82V109L80 110V106H78V107H76V109H75V112H78L77 113V119L76 120H78V122L79 123H81L82 124V126L84 125V128L85 129H83L84 131H85V133H80L81 135H79L82 139L80 140L79 138L80 137H78V136H75V135H72V136H70L71 137V140H73V141H71V143H74V145L72 144V145H70V142H68V144L67 143H64V142H67V141H65V137H66V135H60L61 133H59V132H57V129H59L60 130V132H62L61 131V126H58L59 128H57L56 127V125H55V127L57 128L55 131L53 130V129H55L54 128V124L55 123H53L54 122V120H56V123H58V121L59 120H57V118H60L61 120V122L64 120L65 122H67V123H69L71 120H73L74 119V117H72L71 116V114H70V112L69 111H67L66 110V114L65 115H63L62 116V118L63 117H65V118H61V112H62V110H59V111H57L58 112V116H57V118H56V115H57V113H56V111H55V109H54V111H55V113L53 112V111H51V112H53L55 115H53V117L54 118H56V119H53L52 117V119H53V122H52V126H53V129L51 128L52 126L51 125H49V128L47 127L48 126V122L46 123L47 124V126H45L44 124V126L46 127V131H47V128H48V130H49V133H46L45 132V130H44V126L43 127H41V128H43L42 130H41V128H38V127H40L41 125H40V121L38 122V120H33L32 121V119H37L38 117H35V115H34V117L32 118L31 116H30V118L28 117V115L26 114V113H28L29 115L30 114H32V113H34V111H35V113L34 114H36V112H38V114H36V116H39L40 118V120H41V118L43 117L42 116V114L46 111L45 110V108L46 107H43L44 105L45 106H51L52 104H54V106L53 107H55V106H60L61 104V100H59V99H57V100H59V101H56V97L55 98H52V100L54 101H52V103L49 101V100H51V99H48L49 98V96H48V98L47 97H45L46 95H44V96H42L43 95V92L44 91H48L49 90V88L51 89V85L53 86V84H56L57 85V83H58V81H59V78H60V76L59 75H57V74H60V70H58L59 69V66L57 67L56 65H55V63L57 64L58 62L56 61L57 60V55L55 56L56 57V59H54L55 57H54V54H55V52H53V51H55V50H53L54 49V47H53V44L52 45H48L46 48H44V50L45 51H47V58H46V56L44 55V51H42L41 50V48H39L38 46H35L34 45V47L35 48H33L32 46L30 47V44H29V39L27 38V37H29L30 38V33H28V31H27V34H26V36L25 35H23V31H25L26 29H25V27H24V25L25 26H27V24L26 23H28L27 21V19H28V17L26 16L27 14H25V12H26V8H25V6L28 4H26V1L27 0H17V1H19V3L18 2H16L15 0H11V2L12 1H14V2H12V3H15L16 2V4H12L11 2H9V1H7V2H9V3H11V4H9V3H7L6 2ZM117 1H120V0H117ZM117 1H116V3H117ZM123 1V0H122ZM134 0H127V9H126V11H123V15H122V18H120V20H118L117 22H118V26H119V33H118V35H120L119 37H120V40H121V42H122V50H123V52H125V53H128V54H130V55H133L137 60H139L140 62H142L143 64H145L143 67H141V68H137L138 69V72H137V74H140V72L142 71L143 72V70H147V71H150L151 69L150 68H152V67H154L153 69H157V68H155L156 66H155V63H160L161 61H159V60H157V59H153V58H151V57H149V56H147V55H145V54H143V53H140L139 51H137V50H135L132 46H131V44H130V42H129V40H128V34H127V29H126V19H127V13H128V10H129V8H130V6H131V4H132V2H133ZM192 2H193V4H194V6L196 7V10H197V12H198V15H199V19H200V30L202 29L203 30V34L201 35V38H200V46H199V51H200V53H198L196 56L197 57H199L200 55H202V54H205L206 55V57H208V58H210L213 62H214V64H216L217 65V59H219L220 60V63H219V65H221L220 66V71H222V72H225L226 73V75L227 74H229V78L227 77V79H225V78H219L218 76H216V77H218L219 79H221L222 81H224L230 88H231V90L234 92V94H235V96H236V98H237V100H238V103H239V105H240V111H241V120H240V126H239V129H238V132L236 133V135H235V137H234V139L224 148V149H228V150H230L231 152H230V155L228 156V158L226 159V161H225V163H228V162H231V163H241V164H244V165H246V166H248L249 168H238V167H228V166H225V167H222L223 165H226V164H220V165H216V166H213V167H203V169L201 168L200 169V172H197V173H195V171L197 170V169H195L194 167H191L192 169H194V170H191V171H189V170H187L188 168H186V170H183V168H180L179 166L178 167H176L177 165V162H179L180 160H182V159H185V158H189V157H187V156H184V155H181V154H179V153H177L176 151H174V150H172V149H170V148H167L163 143H161V140L156 136L157 135V129L155 128V124L156 123H154V125H152V128H151V131H152V135L154 136L153 137V139L154 138H156V140H155V144H157L158 146H156L157 148H161L160 149V151L162 150V157H164L167 161H166V163H167V167H164L165 169V171L164 170H162V174L163 175H161V176H158V175H156V176H154V177H157V178H159V180L161 181L160 182V184H162V186H163V183H162V181H165L164 182V184H166V185H164L163 187L165 188L164 189V191L166 192V193H168L169 195L171 194V193H173V198H175V197H177V199H175V200H178V201H176L177 203L175 204V205H171V206H173L172 208L170 207V213H171V218L173 217V219H171V223H172V227L175 229V230H177V232H179V237H178V239H179V243H180V253L178 254V259L176 260V261H174L172 264H216L218 261H221V260H223V259H225V258H227V257H230V256H227V257H224V256H215V255H212V254H209L208 252H206V251H204L203 249H201L200 247H198V246H196V244L189 238V236L187 235V233H186V231H185V228H184V225H183V211H182V204H183V200L181 201V199H178V196H180L179 195V193H181L180 191H182V188H181V186L183 187V184H182V182H184V181H190V184H189V186H187L188 187V189H187V193H186V197H187V195H188V193H189V191H190V189L192 188V186L201 178V177H203L204 175H206L207 173H209V172H212V171H215V170H219V169H232V170H235V171H239V172H243V173H245V174H247L248 176H250L259 186H260V188L262 189V191H263V193H264V183H262V182H264L263 180H264V174H263V171H262V169L264 168V166H262L261 165V163L260 162H258L257 160L258 159H260L261 161H262V159H263V154H264V149H263V151H262V147L264 146V130L262 131V129H264V126H263V123L262 124H260L263 120H262V118H261V115L259 116L258 115V108H255L256 106H254V105H252L253 103L251 102V90L250 89H248V88H250L248 85H246V82L244 81L245 79H247V76L248 75H246L247 73L248 74H250V76H252L253 74H254V77H249V80H253V78H254V80L253 81H251V82H256V80L257 81H259V83L262 81V82H264V79H263V77L261 76V73H258V72H256V70L254 69V64L252 63V61L250 62V60L251 59H249V60H247L249 57H248V54H247V52H244L245 50H247V49H245L246 47H245V45H242L243 43H242V41L240 40V38L239 37H241L242 38V36H243V34H245V32H244V30H242L241 28V26H243V22L245 23V20H246V18L244 17V16H246V15H244V14H246L247 13V9H246V11L245 12H243L245 9L244 8H246V6L241 10V7L242 6H244V5H242V4H244L245 3V0L244 1H242V2H240V0L238 1H235V0H191ZM233 1H234V3H233ZM249 1V0H248ZM3 2H6V3H3ZM28 2V1H27ZM214 2H216V3H214ZM231 2V3H230ZM235 2H236V6L234 5L235 4ZM23 5V7L24 8H22V5ZM24 3V4H23ZM233 3V4H232ZM238 3V4H237ZM240 3V4H239ZM247 3V2H246ZM6 5V6H9V8L11 9H7V12L5 13V8H8V7H6V6H4V8H3V5ZM18 4L20 5L19 6V9L17 8L18 7ZM212 6H211V5ZM218 4V5H217ZM220 4H221V6H220ZM12 5H14L15 7H16V9L14 8V7H12ZM117 5L119 6V4L117 3ZM240 5H241V7H240ZM222 7V8H221ZM238 7H240V8H238ZM238 8V9H237ZM4 9V10H3ZM22 11H21V10ZM239 9H240V11H239ZM14 10H19V11H21L23 14H25V17L26 18H24L23 17V14L21 13V12H19L18 14H21L19 17L20 18H18V17H16V16H18V15H16V13L18 12V11H16V13L14 12ZM238 10V11H237ZM24 11V12H23ZM14 12V13H13ZM240 12V13H239ZM243 12V13H242ZM27 13V12H26ZM242 13V14H241ZM1 14H2V16H1ZM15 14V16L13 17V15ZM214 14V15H213ZM7 15V16H6ZM8 15H10V17H8ZM22 16V17H21ZM232 16V17H231ZM2 17H3V19H4V17H5V20H3L2 19ZM16 17V19H13V18H15ZM215 17V18H214ZM220 17V18H219ZM237 17V18H236ZM6 18H8V19H6ZM10 18H12V19H10ZM21 18H23V19H21ZM2 20H3V22H2ZM242 20V21H241ZM7 21V22H6ZM17 21V22H16ZM11 22V24L9 25V23ZM8 23V24H7ZM19 23V24H18ZM6 24V25H5ZM12 24H14L13 26H11ZM19 25V31L17 30L18 28H17V25ZM212 24V25H211ZM16 25V26H15ZM9 26V27H8ZM21 26V27H20ZM11 27H12V29H11ZM15 27H16V29H15ZM5 28H7L8 29V31H9V29H11L12 31L10 32V35H8L9 33H8V31H7V29H5ZM14 29V30H13ZM23 29V30H22ZM237 29V30H236ZM6 30V31H5ZM22 30V31H21ZM238 30H239V33H238ZM241 30H242V32H241ZM5 31V32H4ZM14 31V32H13ZM37 31V30H36ZM36 31H34V32H36ZM17 32H19V34L17 33ZM122 34H121V33ZM244 32V33H243ZM7 34V36H8V38H6L7 36H6V34ZM11 33H12V35L14 36V34H18L19 35V39H18V37H17V35H16V37L15 38H17L18 40H20L19 42H18V44L16 43V40L17 39H15L14 40V37L11 35ZM21 33V34H20ZM37 33H38V31H37ZM241 33H243V34H241ZM4 34V35H3ZM25 34V33H24ZM35 34L36 33H34V39H36V37H35ZM215 34H216V36H215ZM22 35V36H21ZM29 35V36H28ZM9 36H10V39L12 40L13 39V43L15 44H11L12 42H11V40L9 39ZM214 36V37H213ZM4 37H5V39H4ZM24 38V40H23V38ZM211 37V38H210ZM217 37V38H216ZM219 37V38H218ZM2 38V39H1ZM21 38H22V41H24V42H22L21 41ZM8 39V40H7ZM5 40H7V41H5ZM27 40V41H26ZM9 41L11 42V43H9ZM213 41V42H212ZM241 41V42H240ZM5 42H6V46H5ZM27 42H28V44H27ZM226 42V43H225ZM20 43V44H19ZM217 43V44H216ZM27 44V45H26ZM216 44V45H215ZM29 45V46H28ZM214 45V46H213ZM7 46H8V48H7ZM27 46L28 47H30V49L28 48L27 49ZM50 46V47H49ZM1 47H3V49L1 48ZM243 47V48H242ZM37 48V49H36ZM218 48V49H217ZM7 50V52H5L6 50ZM197 49V48H196ZM197 49V50H198ZM28 52H26V51ZM32 50V51H31ZM39 50V51H38ZM52 50V51H51ZM219 50V51H218ZM244 50V51H243ZM24 51L26 52V54H25V57H23L24 56ZM127 51V52H126ZM34 52V53H33ZM39 52V53H38ZM243 52H244V54H243ZM13 53H15L14 55H13ZM23 53V54H22ZM32 54H35L36 56H31ZM38 54V55H37ZM52 54V55H51ZM234 54V55H233ZM246 54H247V56H246ZM231 55V56H230ZM243 55V56H242ZM30 56V57H29ZM39 56H43L42 58H41V60L42 61H44L45 59H49L48 57H54L53 59H51V61L53 62V60H55L53 63H54V67H56L55 69H54V67L52 66V62H50L49 60H47V62H48V64H50V66H52V67H50V66H48V64H47V66H46V68L44 69V68H41V69H43L44 71L43 72H45V73H41L42 71H41V69L39 68V67H35V69H36V71L38 72V71H41V72H39V73H37L36 71H35V69L34 68H32V69H29V70H33L32 72L34 73V76H35V74H36V76L34 77L32 74L33 73H31V71H29L28 73H29V75H30V73H31V78H33V80L31 79V78H29V76H28V74L27 73H25V72H27V70H28V68H30L31 66H32V64H33V62H36V58H39ZM107 56H109V53H107ZM0 57V58H1ZM33 57H35V59L33 58ZM236 57V58H235ZM28 58H30V59H28ZM246 58V59H245ZM6 59H8V60H6ZM12 60V62H13V64H11V60ZM24 59V60H23ZM28 59V60H27ZM34 61H33V60ZM10 60V61H9ZM22 60H23V63H24V61L26 62V63H28L29 65H30V67L28 66V64H26V63H24V64H26V65H22ZM27 60V61H26ZM247 62H246V61ZM15 61H17V63H16V65L17 66H19L20 68H18L17 67V69L19 70V72H18V70L16 69V65L14 66V64H15ZM31 61V62H30ZM6 64H5V63ZM18 62H21V64L20 63H18ZM163 62H165V61H163ZM250 62V63H249ZM236 63V64H235ZM10 65V66H8V65ZM19 64V65H18ZM250 64V65H249ZM12 65L15 67H13L12 68ZM34 65V64H33ZM36 65V64H35ZM34 65V66H35ZM58 65V64H57ZM140 65V64H139ZM150 65V68L148 67ZM153 65V66H152ZM249 65V70H248V66ZM22 66V67H21ZM26 66L27 68H24V67ZM152 66V67H151ZM2 67V68H1ZM33 67V66H32ZM245 67H247L246 69H245ZM10 68V69H9ZM21 68H24V69H22L21 70ZM49 68V69H48ZM52 68V69H51ZM251 68V69H250ZM47 69V70H46ZM139 69H141V70H139ZM199 69V67L197 66V69L196 70H198ZM253 69H254V71H255V73H254V71H253ZM5 70V71H4ZM26 70V71H25ZM51 70V71H50ZM55 70V71H54ZM252 71V72H249V71ZM20 71L22 72V74L20 75L19 73H20ZM35 71V72H34ZM52 71L56 74L57 72H59V73H57L55 76L52 74ZM248 71V72H247ZM16 72H18V73H16ZM24 72V73H23ZM163 72V71H162ZM195 72H198V71H195ZM246 72V73H245ZM3 73V74H2ZM14 73H16V74H14ZM41 73V74H40ZM50 73V74H49ZM134 73H136V72H134ZM199 73V72H198ZM252 73V74H251ZM20 75V76H22V78H24V79H21V77H19V76H17V77H13V76H16V75ZM23 74H25L24 76L28 79H31L35 84H37V85H39L40 86V88L39 87H37V85H33V82L31 81V80H26L25 79V77L23 76ZM41 75L42 76V78H41V76H38V75ZM48 74H49V76H48ZM4 75V76H3ZM27 75V76H26ZM177 73L175 72V71H173V70H170V69H168V70H166V72H165V74L164 75H162V78H163V81L164 82H166V86H165V89L164 90H166L167 89V87L172 83V82H174L175 80H176V78H177ZM245 75H246V77H245ZM257 75V76H256ZM43 76H46V77H43ZM56 78H54V77ZM259 76H261L260 78H259ZM7 77V78H6ZM38 77H40L41 79H43V81L46 83V81L44 80L45 78H46V80H47V82L48 83H44V82H42L41 80H40V78L39 79H37ZM49 77V78H48ZM165 77V78H164ZM182 77V76H181ZM256 77H258V78H256ZM6 78V79H5ZM18 78H20L21 80H20V82H17V80H18ZM48 78V79H47ZM54 78V79H53ZM179 78V77H178ZM177 78V79H178ZM231 78V79H230ZM262 78V79H261ZM35 79H37L38 80V82H40V84L39 83H36L37 82V80H35ZM51 79H52V81H51ZM58 79V80H57ZM165 79L167 80V81H165ZM229 79V80H228ZM7 80H9V81H7ZM23 80H25V82L24 83H22V81ZM40 80V81H39ZM7 82V84H6V82ZM19 81V80H18ZM53 82V84L51 83V82ZM32 82V83H31ZM57 82V83H56ZM17 83H19V84H17ZM28 84L29 85V88H26V87H28V85H26L25 87H24V85L25 84ZM44 83V84H43ZM257 84H258V82H256ZM47 84H51L50 86H48L47 87V89H43L42 88V86L44 85H46L47 86ZM232 84V85H231ZM244 84H245V86H244ZM31 85H33L32 87H31ZM42 85V86H41ZM56 85H54L53 86V88L56 86ZM16 86V87H17ZM19 86V87H20ZM22 86H23V88H22ZM34 86H36L38 89H36V90H38L37 91V93L38 94H40V92L42 91V95H38L37 93H36V90L34 91V89H35V87ZM248 86V87H247ZM30 87H31V89H30ZM15 88V87H14ZM42 88V89H41ZM52 88V89H53ZM40 89V90H39ZM56 88H54L53 90L54 91H52V92H54V94L57 96V94H58V92H57V90H55ZM6 90H10L11 92H7L6 93ZM3 91H4V93H6L5 95L3 94ZM16 91V92H15ZM27 91V92H26ZM29 91H30V95H29ZM34 91V93H36L35 95H33L32 94V92ZM51 91H48V92H51ZM26 93V96H25V93ZM51 92V94L50 93H48V94H50V95H52L53 93ZM165 92V91H164ZM250 94H249V93ZM13 93V94H12ZM15 93H17V94H15ZM22 93V94H21ZM3 94V95H2ZM8 94H11V95H14V96H11V95H8ZM19 94V95H18ZM21 94V95H20ZM45 94H47V92L45 93ZM106 94H108V92H106ZM7 95V96H6ZM24 95V96H23ZM27 95H29V96H27ZM54 95V96H55ZM60 94H58V96H59ZM249 95H250V97H249ZM4 96V97H3ZM34 96L36 97L35 98V100H33L34 99ZM58 96H57V98H58ZM4 99V101H3V99ZM9 97H10V99H9ZM14 97H15V99H14ZM18 97V98H17ZM24 97V98H23ZM32 98L33 97V99L32 100H29V99H27V98ZM42 97V98H41ZM20 98V99H19ZM44 98V99H43ZM250 98V99H249ZM2 99V100H1ZM11 100L10 101V104H9V102H7V101H9V100ZM14 99V100H13ZM16 99L17 100H20V101H17V104L15 103L16 102ZM40 99V100H39ZM42 99V100H41ZM48 99V100H47ZM55 99V100H54ZM61 99V98H60ZM110 99H112V98H110ZM5 101H6V103H5ZM25 102V103H23V102ZM28 101H32L33 103H35V104H33L32 102L30 103L31 105H30V108H31V106L33 107V108H37V110H32V111H30V109H29V104H26V103H28ZM38 101V102H37ZM48 101V102H47ZM56 101V102H55ZM13 102V103H12ZM19 102V103H18ZM36 102H37V104H36ZM40 102V103H39ZM45 102V103H44ZM111 102H113L112 100H110V101H107V103H105L106 105H105V108H104V106H103V108L104 109H101L102 111L104 110V112H102V114L104 113V115H103V118H100V116L102 117V114L100 115L99 114V118H98V116H97V118H98V124H100V126L98 125V124H96L95 123V127H94V124H93V127L94 128H96L97 127V125L99 126V128L102 126V127H104V128H100V130H98L99 128H97V134H96V132L95 133H93V134H95V135H98V133H99V136H100V134L101 133H104L105 134V132L104 131H107V133H109V136H111L110 138L108 137V138H104V136L101 134V136H103V139H104V142H103V139H101V140H99V137H98V140L99 141H102L103 142V144L104 145H106V143L107 142H105L107 139V141H109V139L110 140H112L111 138H113L112 136H114L115 135V133H113V132H115L114 130H116V126H114L113 127V125H115L116 123H114L113 125H111L112 123H111V121H113L112 120V118H113V116H112V112L111 111H113L114 112V110L112 109H110V108H112V106H113V103H112V105L110 104ZM252 104H251V103ZM12 103V104H11ZM22 103V105H20ZM6 104H8V105H6ZM18 104H19V106H18ZM26 105L28 106V107H26ZM39 105V106H38ZM108 105L110 106L111 105V107H108ZM13 106H14V108H13ZM36 106H38V107H36ZM42 106V107H41ZM47 106V107H48ZM50 106L48 107V108H50ZM10 107V109L8 110V108ZM26 109H25V108ZM5 108V109H4ZM7 108V109H6ZM12 108L13 109H15V108H17L16 110H12ZM42 108V109H41ZM44 108V109H43ZM92 108H94V109H92V112H93V110H95V107H92ZM107 108L109 109L108 111H109V113L111 112V114L109 115V113L107 112ZM18 109H19V114H18ZM22 109H24V110H27L28 109V111H23ZM52 109V108H51ZM100 109H97V110H100ZM256 109V110H255ZM0 110V111H1ZM9 111V112H6V111ZM10 110H12V111H10ZM41 110H45V111H42L41 112ZM49 111H47L48 113L50 112V109H48ZM57 110V109H56ZM96 110V111H97ZM15 111V112H14ZM40 111V112H39ZM88 111H90V109L88 110ZM12 112V113H11ZM20 112L22 113V114H20ZM50 112V113H51ZM83 112V113H82ZM91 111L89 112V114L91 115V113H92ZM100 112V111H99ZM107 112V113H106ZM257 112V113H256ZM5 113V114H4ZM10 113H11V115L12 116H10ZM16 113V114H15ZM39 113H41V116H40V114ZM67 113H69V114H67ZM88 113V112H87ZM86 113V116L88 115ZM95 113V112H94ZM101 113V112H100ZM1 114H2V116H1ZM9 114V115H8ZM25 116H24V115ZM44 114H47V113H44ZM43 114V115H44ZM64 114V113H63ZM22 115V116H21ZM48 115V114H47ZM51 115V114H50ZM70 115V117H68ZM81 115V116H80ZM95 115H97L96 113L94 114V116H93V114L91 115V116H93V117H96ZM108 117H106V116ZM113 115H114V113H113ZM7 116H8V118H7ZM20 116V117H19ZM85 115H84V117L83 118H85L86 117ZM91 116H89V119H90V117ZM115 116V115H114ZM24 118V119H22V118ZM27 117H28V120L26 121V119H27ZM44 117H46V116H44ZM43 117V118H44ZM67 117V118H66ZM81 119H80V118ZM93 117H91L92 119H94ZM260 117V119L262 120H258V118ZM3 118V119H2ZM18 118V119H17ZM21 118V119H20ZM32 118V119H31ZM50 120L51 118H49V117H46V120H48V119ZM86 118H88V116L86 117ZM85 118V119H86ZM106 118V119H105ZM7 121H6V120ZM31 119V120H30ZM45 119V118H44ZM44 119L42 120V121H44ZM71 119V120H70ZM100 119V120H99ZM102 119H104L105 120V122L104 123H106V124H103V121L104 120H102ZM115 119V118H114ZM23 120V121H22ZM31 121V123H29L30 121ZM96 120L97 119H95L94 120V122H96ZM110 120V121H109ZM3 121H4V123H3ZM18 121H20V122H18ZM27 122L26 123V125L28 126H26L25 124H23V122ZM34 121H37V124L38 125H40V126H38L37 127V124L36 123H34ZM51 121V120H50ZM59 121V122H60ZM69 121V122H68ZM91 121V120H90ZM108 121V122H107ZM6 122H8V123H6ZM22 122V123H21ZM33 122V123H32ZM46 121H44V123H45ZM92 122V121H91ZM102 122V123H101ZM114 122H115V120H114ZM28 123L30 124V125H28ZM43 122H41V124H42ZM93 123V122H92ZM92 123H90V126H92ZM32 124H33V126H32ZM36 124V126H34ZM102 124V125H101ZM20 125L22 126V125H24V126H26L27 127V129H26V127H24L26 130H23V131H21L20 130V132H22V135H23V133L25 132V131H28V132H30V133H28V134H26V136H28L27 138H29V142L30 143H35V141L33 142V140H35L34 138V136L36 135V140H37V142H39L38 141V136H39V138H41V136H45L44 138H46V135L44 134V132L48 135V134H50V133H55V132H57V133H59V135H57V133L56 134H54L53 136H49L50 138H52V137H55V138H52L53 140L54 139H56V136H59L60 138H57V139H59V142H62L63 144H67V145H65L66 146V148L64 147V145L63 144H61V143H57L58 144V146H59V144H61L59 147L57 146V144L56 143H54V142H57V141H55L54 140V142L52 141V140H50L49 142L50 143H52L53 142V144L54 145H48L47 144V146L48 147H46L45 146V148H48V149H44V145L46 144V143H48L47 142V139L44 141V138H42L43 139V142H46V143H43L42 142V140L40 141V143H38V145L41 147L40 149H41V151L42 150H45L46 152H47V154H50V157H48L49 159H45L46 157L44 156V155H47L46 154V152L45 151H42V153L44 152V154H43V157L41 158L43 161L41 162L42 164H39V163H37V160L39 161L40 159H37V158H39V157H41L42 156V153H40L41 154V156L39 155V147L37 146V145H34L35 147V150H34V148H33V150L35 151V153H33L34 151L32 150V146L33 145H31V147H30V145H29V142L28 141H26V142H28L27 144L29 145V146H27L26 145V142L24 141L25 139H23V136H25V135H21V133H19V131H17L18 130V128L20 129V128H23V126L22 127H20ZM58 125V124H57ZM59 125H60V123H59ZM87 125V126H86ZM104 125V126H103ZM260 125H262V127H260ZM29 126H30V128H29ZM32 127H35V129L36 130H38V131H40L41 130V132L43 133V135H38L37 136V134H39V133H35V135L32 137L33 138V140H31L30 138L31 137H29V134L31 135V133L33 132V134H34V132H35V130L33 131V129L34 128H32ZM37 127V128H36ZM107 127V128H106ZM113 127V128H112ZM28 128H29V130L30 129H32V131L30 130H28ZM110 129V132H109V129ZM112 128V129H111ZM260 128H262V129H260ZM3 129V130H2ZM17 129V130H16ZM53 130V131H50V130ZM58 130V131H59ZM261 130V131H260ZM17 131V132H16ZM37 131V132H38ZM100 131H102L101 133H100ZM117 131H120L118 128H117V130H116V135L117 136H121V135H119L121 132H117ZM7 132V133H6ZM40 132V133H41ZM261 132H263V133H261ZM21 135H19V134ZM26 133V132H25ZM41 133V134H42ZM106 133V134H107ZM118 133V134H117ZM11 134V135H10ZM18 134V135H17ZM64 134V133H63ZM66 134H68V133H66ZM70 134H72V133H69V135ZM75 134V133H74ZM85 135V136H87L88 138H90V139H88L87 140V137H85V136H82V135ZM89 134V133H88ZM110 134H112V135H110ZM114 134V135H113ZM122 134V133H121ZM51 135V134H50ZM77 135V134H76ZM2 136V137H1ZM11 136H12V138H11ZM26 136L24 137V138H26ZM48 136H47V138H48ZM63 136H64V138H63ZM75 136V137H74ZM90 136V137H89ZM107 136H108V134H107ZM117 136H116V138H117ZM123 136V135H122ZM121 136V137H122ZM4 137V138H3ZM21 137V138H20ZM62 137V138H61ZM69 136H67V138H68ZM69 137V138H70ZM78 137V138H77ZM83 137H85L86 138V140H84L85 138H83ZM93 137L94 138H96L97 139V137H95L94 135H93ZM106 137V136H105ZM14 138H16V139H14ZM26 138V140H28ZM50 138H48V139H50ZM67 138H66V140H67ZM69 138H68V140H69ZM72 138H75V139H72ZM77 138V139H76ZM116 138H114L115 139V142H113V144L111 143V145H110V141L107 143L108 145H106V147L109 149V152H111L112 151V154H114V155H112V156H116L117 158H118V156H120L121 157V153H122V150H126V149H128L129 148V146L128 145H126L125 144V142L123 143V141H120V143L122 142L123 144H120L121 146H118L116 143H118L119 142V140H118V142L116 141L117 139ZM251 138V139H250ZM256 138V139H255ZM20 139H23L22 141H21V143L24 141V143H20ZM64 139V140H63ZM106 139V140H105ZM113 139V140H114ZM253 139V140H252ZM5 140V141H6ZM19 140V141H18ZM62 140V141H61ZM112 140V141H113ZM245 140H246V142H245ZM256 140V141H255ZM258 140L259 141H261L260 143L263 145H261V144H259V146H260V148L258 149ZM0 141V142H1ZM5 141L3 142L4 144H5ZM14 141V143H20L18 146H17V144H16V146L14 145V147L12 146L13 145V142ZM70 141V140H69ZM77 141H81V142H77ZM242 141V142H241ZM249 141H250V144L251 143H253V142H255V144L253 143V144H251L250 146H251V148H250V146H249V144H248V147L251 149H247V150H250V152H248V151H245L246 149L244 148L245 146H243L245 143H249ZM37 142L35 143V144H37ZM75 142H77V145L75 144ZM245 142V143H244ZM256 142H257V144H256ZM2 143V142H1ZM1 143H0V145H1ZM79 143V144H78ZM87 143V144H86ZM89 143V144H88ZM23 144H25V145H23ZM56 144V145H55ZM125 144V145H124ZM243 144V145H242ZM20 145L23 147V146H25L24 148H28V147H30V149H28V151H27V149H25L24 150V148H22L21 149V147H20ZM79 145V147L77 148V146ZM109 145H110V147L112 148H110L109 147ZM118 146V148L116 147V146ZM126 146L125 148L123 147V149H122V146ZM255 145V146H254ZM1 146H5V145H1ZM36 146H37V148H36ZM53 146V147H52ZM54 146H55V148L56 147H58L59 149H55L54 148ZM61 146H63L64 148L62 149V147ZM70 146H73L74 148L72 149V150H68L67 148H70ZM113 146V147H112ZM116 148H115V147ZM242 148H244L245 150H242L241 149V147ZM253 146V147H252ZM42 147H43V149H42ZM76 147V148H75ZM128 147V148H127ZM51 148H54V149H52V151L51 150H49V149H51ZM72 148V147H71ZM254 148H255V153L253 152V153H251V151H253L254 150ZM61 149V150H60ZM84 149V150H83ZM114 149V150H113ZM115 149H118L117 151L118 152H116L115 153ZM158 149V150H159ZM240 150V152H239V150ZM21 150H22V154L24 155V157L22 156V154H21ZM29 150H32L33 152V154H30V156L28 155H26V153H31V151H29ZM63 150H65V153L64 154H62L63 152ZM67 150V151H66ZM111 150V151H110ZM119 150H120V152L121 153H119ZM223 150V149H222ZM222 150L219 152V153H221L222 152ZM228 150H226V151H228ZM23 151H26V152H23ZM49 151H50V153H49ZM54 151H56V152H54ZM225 151V150H224ZM241 151H243V152H247V153H243V152H241ZM55 153L56 155V157H55V159H54V157H52V159H51V156H53L52 155V153ZM68 152H69V154H68ZM73 152V153H72ZM78 152V153H77ZM80 152V153H79ZM92 152V153H91ZM237 152V153H236ZM261 152H262V154H261ZM7 153V152H6ZM53 153V154H54ZM67 153V154H66ZM71 153V154H70ZM119 153V154H118ZM224 153V152H223ZM227 153V152H226ZM229 153V152H228ZM227 153V154H228ZM240 153V154H239ZM257 153V154H256ZM17 154H19L18 156H17ZM21 154V155H20ZM66 154V155H65ZM80 154H82L81 156H78V155ZM89 154V155H88ZM256 154V155H255ZM260 154H261V157H260ZM9 155H10V153H9ZM8 154H2L1 153V156H3V157H6V158H8V159H10V157H11V155L9 156ZM13 155V156H14ZM61 155V156H60ZM65 155V156H64ZM169 155V156H168ZM0 156V157H1ZM21 156V157H20ZM25 156H27V157H25ZM31 156H34V157H31ZM49 156V155H48ZM64 156V157H63ZM23 157V158H22ZM45 157V158H44ZM59 157V158H58ZM79 157V158H78ZM260 157V158H259ZM29 158V159H28ZM72 158V159H71ZM80 158H81V160H80ZM256 158V159H255ZM262 158V159H261ZM68 159H69V161H68ZM87 159V160H86ZM199 159H201V160H204V162L206 163V161H209V159H211L210 158V156L209 157H205V158H199ZM33 161V163H32V165L31 164H29V163H31V162H28V161ZM35 160V161H34ZM48 160H49V162H48ZM67 160V161H66ZM86 160V161H85ZM92 160V161H91ZM122 160V159H121ZM164 160V159H163ZM252 160H254V161H252ZM16 161V160H15ZM80 161H83L82 163L80 162ZM89 161V162H88ZM169 161L171 162V163H169ZM257 161V162H256ZM20 162H22V163H20ZM27 162V163H26ZM43 162H45V163H47V164H45V163H43ZM71 162V163H70ZM87 162V163H86ZM98 162V163H97ZM172 162L173 163H176L175 165H172ZM252 164H251V163ZM17 163V162H16ZM35 163V164H34ZM54 163V164H53ZM89 163V164H88ZM163 163V162H162ZM165 163V160H164V164H166ZM253 163L256 165V166H254L253 165ZM18 164V163H17ZM28 164V165H27ZM37 164V165H36ZM41 166H39V165ZM62 164V165H61ZM80 164V165H79ZM168 164H169V166L171 165V169L169 168V166H168ZM70 165V166H69ZM82 165V166H81ZM135 165H137L136 167L138 168V163L137 164H135ZM222 165V166H221ZM38 166V167H37ZM44 166H45V168H44ZM54 166V167H53ZM60 166V167H59ZM72 166V167H71ZM260 166V167H259ZM40 167V168H39ZM92 167V168H91ZM176 167V168H175ZM254 167H259L260 169H258V170H260V174H263L262 176H261V179H258V178H256L255 177V175L252 173V171L255 173V171H256V169L254 168ZM16 167H15V170L17 169ZM39 168V169H38ZM119 168H123L122 167V165H120L119 166ZM179 168V169H178ZM190 168V167H189ZM52 169V170H51ZM73 169V170H72ZM172 169H174V171L172 172L171 170ZM251 169H252V171H251ZM255 169V170H254ZM51 170V171H50ZM54 170H55V175H54ZM169 170V172H167V171ZM257 170V171H258ZM43 171V172H42ZM71 172V174H70V172ZM159 171V170H158ZM171 171V172H170ZM176 171H178V172H176ZM256 171V172H257ZM0 172H1V170H0ZM3 172V171H2ZM45 172H47L48 174H50L49 176H48V174L47 173H45ZM148 172V171H147ZM160 172H161V169H160ZM42 173H44V174H42ZM93 173V174H92ZM104 173V172H103ZM148 173H150V174H154V172L152 173V172H148ZM37 174V175H36ZM47 174V175H46ZM52 174V175H51ZM62 174V175H61ZM174 174V175H173ZM7 175V176H6ZM31 175H34V178L33 177H29V176H31ZM44 175V176H43ZM54 175V176H53ZM59 175V176H58ZM66 175V176H65ZM94 175H96V176H94ZM167 175V176H166ZM170 175H172V177L173 176H175V177H173V178H175V181H177L176 183H174L175 181H173V186H175V184L176 185H178L179 184V182H181L180 183V185H178V186H175L176 187V189H174V188H172V190L173 191H175L176 190V192H175V194H174V192H172L171 191V186H172V181L171 180H173V178L170 176ZM36 176V177H35ZM43 176V177H42ZM48 176V177H47ZM55 176H56V178H55ZM64 176V177H63ZM74 176V177H73ZM87 176V177H86ZM89 176V177H88ZM119 178H118V177ZM163 176V177H162ZM165 176V177H164ZM168 176H170L172 179H170V178H168V180H167V178L166 177H168ZM50 177V178H49ZM54 178V180L56 181V179L57 178H59L58 180L59 181H56V182H53V178ZM67 177V178H66ZM78 177V178H77ZM115 177L117 178V180L115 179ZM153 177V176H152ZM5 178V179H4ZM18 178V179H17ZM19 178H23L22 180V182L21 181H19V180H21V179H19ZM32 178L35 180V183H40V184H38L39 186H40V188H42V189H39V187H38V185H36V187H34V186H32L33 184H31V183H34V181L32 180ZM36 178V179H35ZM40 178L43 180V181H45L46 182V184H43V183H45V182H43L42 183V180H40ZM45 178H49L48 180L52 183L51 184V188H49L50 189V191L49 190H47L48 189V184H49V181L47 180V179H45ZM63 178V179H62ZM178 178V180H179V182H178V180H176ZM262 178H263V180H262ZM9 179V180H8ZM17 179V180H16ZM30 179V180H29ZM37 179H39V180H37ZM62 179V180H61ZM79 181H78V180ZM84 179V180H83ZM86 179V180H85ZM95 179H97V180H95ZM108 179V180H109ZM169 179H170V181H169ZM27 180L28 181H30L31 182V180H32V182L30 183V182H28V183H26L27 182ZM71 180V181H70ZM77 180V181H76ZM81 180V181H80ZM100 182H99V181ZM113 180H115V181H113ZM158 179H156V181L158 182L159 181ZM166 180H167V182L169 181V183H170V185L168 186L167 185V182H166ZM192 180V181H191ZM8 182V181H10V182H8V183H6V182ZM13 183H15V184H13ZM15 181H19L18 183H19V185L21 186V185H24V187L23 186H21L22 187V189H21V187H19V185H18V183L17 182H15ZM41 181V182H40ZM69 181L71 182V186L70 185H68V184H70L69 183ZM73 181H76V182H73ZM88 181V182H87ZM48 182V183H47ZM115 182H118V184L116 183L115 184ZM4 183V184H3ZM6 183V184H5ZM24 183V184H23ZM55 184V187H54V184ZM57 183H58V185H57ZM75 183V184H74ZM86 183V184H85ZM91 183H92V185H91ZM101 186H99L98 184ZM105 185H104V184ZM10 184V185H9ZM31 184V185H30ZM125 184V183H124ZM159 184V185H160ZM7 185V186H6ZM11 185H14V186H11ZM28 185H29V187H28ZM35 185V184H34ZM48 185V186H47ZM74 185V186H73ZM84 185V186H83ZM7 187V193H6V191H5V188ZM10 186V187H9ZM16 186V188H14ZM17 186H18V190H17ZM27 186V187H26ZM61 186V187H60ZM70 186V187H69ZM93 186H95L94 188H93ZM111 186V187H110ZM114 186V187H113ZM172 186V187H173ZM180 186V187H179ZM9 187V188H8ZM12 187V189H14V190H12V189H10ZM33 187V189L35 190V193H34V190L33 189H31V188ZM38 187V188H37ZM50 187V186H49ZM87 187V188H86ZM177 187H178V190H179V188H180V190H179V192H178V190H177ZM25 188H27V189H25ZM28 188H29V190H28ZM44 188V189H43ZM55 190H54V189ZM73 188V189H72ZM89 188V189H88ZM120 188H122V189H120ZM16 189V190H15ZM23 189H25V190H23ZM52 189V190H51ZM58 191H57V190ZM70 189H72V190H70ZM85 189H87V190H85ZM90 189H91V191H90ZM92 189H94V190H92ZM100 189H101V191H100ZM111 189V190H110ZM11 190L13 191L12 193H10V195H9V192H11ZM29 192H28V191ZM33 192H31V191ZM39 190V191H38ZM40 190H42L43 192H40ZM45 190H46V192H45ZM62 190H63V192H62ZM66 190H67V192H66ZM68 190H70V191H68ZM110 190V191H109ZM15 191V192H14ZM24 191V192H23ZM37 191V192H36ZM49 191V192H48ZM54 191H56V192H54ZM60 191V192H59ZM66 193H65V192ZM94 191V192H93ZM123 191V190H122ZM26 192V193H25ZM38 192H40V193H38ZM90 192V193H89ZM100 192V193H99ZM102 192V193H101ZM107 192V193H106ZM115 192H117V193H115ZM15 193V194H14ZM17 193V194H16ZM21 193V194H20ZM23 193L25 194V195H27V197L25 196V198H24V195H23ZM27 193H31L30 194V196L31 195H34V194H37L36 196H32V198H30L31 200H27L28 199V194ZM84 193V194H83ZM113 195H111V194ZM176 193H177V195H176ZM9 195L10 197H9V199L6 197V195ZM22 195V196H20V195ZM42 194V195H41ZM49 194H50V197H49ZM52 194H54L53 196H51ZM102 194H104V195H102ZM7 195V196H8ZM19 195V196H18ZM40 195V196H39ZM56 195V196H55ZM58 195V196H57ZM98 195H100V197L98 196ZM102 195V196H101ZM108 195V196H107ZM176 195V196H175ZM29 196V197H30ZM39 197V198H35V197ZM56 197V198H53V197ZM97 196H98V198H97ZM171 196V195H170ZM172 196H171V198H172ZM52 197V198H51ZM94 197H96L97 199V202H98V204H97V202H95L94 201V199L92 200L94 203H92V201H90L89 199H92V198H94ZM186 197H185V200H186ZM16 198V199H15ZM24 198V199H23ZM35 198V199H34ZM58 198V199H57ZM82 198V199H81ZM85 198V199H84ZM173 198H172V200H173ZM6 199V200H5ZM12 199V200H11ZM42 199H44V200H42ZM51 199V200H50ZM53 199V200H52ZM102 199V200H101ZM27 200V201H26ZM33 200H35L36 201V203H35V201L33 202ZM39 200V201H38ZM42 200V201H41ZM56 201V203H55V201ZM84 200V201H83ZM107 200V201H106ZM175 200H173V201H175ZM184 200V201H185ZM7 201V202H6ZM12 201V202H11ZM29 201V202H28ZM31 201V202H30ZM37 201L38 202H40L39 204L41 205L42 203H44L43 204V209H42V207H41V209H40V206L38 205V206H36L38 203H37ZM52 201H54V203L56 204H54L53 205V202ZM101 201V202H100ZM28 204H30V203H32V205H30L31 207H27V206H29V204L27 205L26 203ZM107 202V203H106ZM12 203H13V205H12ZM19 203V204H18ZM24 203H25V205L26 206H24ZM34 203H35V206H33L34 205ZM76 203V204H75ZM96 203V204H95ZM102 203H103V205H102ZM116 203V204H115ZM175 203V202H174ZM11 204V205H10ZM82 204H83V206H82ZM91 204H94L93 206H91ZM101 204V205H100ZM5 205V206H4ZM9 205H10V207H9ZM17 205H20V206H17ZM90 205V206H89ZM96 205H99L98 207L96 206ZM2 206V207H1ZM15 206H16V209H15ZM42 206V205H41ZM50 206V207H49ZM56 206V207H55ZM105 206V207H104ZM11 207H13L12 209H11ZM24 207H26V208H24ZM34 207H39L38 208V210H37V208L36 209H34ZM58 207V208H57ZM84 207V208H83ZM94 207V208H93ZM106 207H108L106 210H105V208ZM178 207V208H177ZM18 208H19V210H18ZM26 210V214L29 212V213H32V214H30V216H33V213H34V211L36 212V210H37V217L36 216H33V217H31L30 218V216H29V214H27L28 215V217L29 218H27V216L26 215H24L25 213H24V209ZM31 209V210H28V209ZM44 208H45V210H44ZM47 208V209H46ZM57 208V209H56ZM184 208V207H183ZM8 209V210H7ZM11 209V210H10ZM21 209H23V210H21ZM34 209V210H33ZM101 209V210H100ZM6 210V211H5ZM10 210V211H9ZM46 213H44L43 211ZM54 210V211H53ZM56 210L58 211V212H56ZM172 210V211H171ZM180 210V211H179ZM4 211H5V215H7V216H5L3 213H4ZM12 211V212H11ZM19 212L20 214H18L17 212ZM23 211V212H22ZM28 211V212H27ZM32 211V212H31ZM54 213H53V212ZM81 211V212H80ZM88 211V213L86 214V212ZM99 211V212H98ZM105 211H108V212H105ZM173 211L175 212L176 211V214L174 215L173 214ZM16 212V213H15ZM24 213L23 215H21L22 213ZM89 212H90V214H89ZM179 212L181 213V214H179ZM11 213V214H10ZM40 213H42L43 215H45V217H43V215L42 216H40ZM57 213H60V214H57ZM14 214H16L17 216H15ZM51 215V216H49V215ZM54 214H56V216L58 217V218H62L61 220H63V222H61L60 221V219L59 220H56L55 218H57L56 216H54ZM64 214V215H63ZM93 214V213H92ZM91 214V215H92ZM9 215H10V217H9ZM13 215H14V217H13ZM19 215H21V217L22 216H26V217H24V218H19L18 216ZM47 215V216H46ZM90 215V217H91V219L89 218V221L91 220H93L92 219V217H93V215L91 216ZM175 216V218H174V216ZM11 216L13 217V218H15L14 220L16 221V223L15 222H13L14 220H12L13 218H11ZM87 216V217H86ZM177 216L179 217V218H177ZM17 217L19 218V219H21L22 221H23V219H25L24 221H26V219H27V221L26 222H24V224L26 225L24 228H23V232H24V230H25V232L26 233H29V234H25V237L26 236H28L27 238H24L23 236H24V233L21 231L20 232V230H18V227H17V224H18V222H20L21 220H19V219H17ZM35 217V218H34ZM39 217V218H38ZM53 217H55L54 219H53V221H57L56 223L54 222L53 223V221H52V218ZM70 217H71V220H70ZM80 217H81V219H80ZM87 218V221L85 222V221H83L82 219H84V218ZM6 218H8V219H6ZM34 218V219H33ZM44 218V219H43ZM50 218V219H49ZM69 218V219H68ZM77 219V220H75V219ZM30 219V220H29ZM31 219L34 221V223H33V221H31ZM37 219V220H36ZM43 219V220H42ZM7 220H8V222H7ZM18 220V221H17ZM39 220V221H38ZM45 220H49L47 223L45 222ZM70 220V221H69ZM85 220V219H84ZM30 221V222H29ZM44 221V222H43ZM65 221V222H64ZM73 221H74V223H73ZM82 221V222H81ZM89 221H88V223H89ZM90 221V222H91ZM27 222H29L28 224H26ZM40 222V223H39ZM69 222V223H68ZM8 223H9V225H8ZM13 223H14V225H15V227H17V230H15L16 228L14 227H12V226H14L13 225ZM32 223V224H31ZM38 223L40 224V225H45L44 227L43 226H40V225H38ZM42 223V224H41ZM50 223V225L51 226H53V227H51L50 225H48ZM60 223V224H59ZM91 223H93V222H91ZM35 224V225H34ZM47 224V225H46ZM54 224V225H53ZM55 224H57V225H55ZM90 224V223H89ZM89 224H87V225H89ZM19 225V224H18ZM28 225V226H27ZM38 225V226H37ZM61 227H60V226ZM64 225V226H65ZM82 225V224H81ZM86 225V226H87ZM0 226V227H1ZM34 226H36V227H34V228H36V229H34L33 227ZM39 226H40V228H39ZM47 226V227H46ZM90 226V225H89ZM8 227V228H7ZM27 227V228H26ZM30 227V228H29ZM46 227V228H45ZM57 227V228H56ZM58 227H60V228H58ZM88 227V226H87ZM13 228V231L11 230ZM32 228V229H31ZM45 228V229H44ZM54 228V229H53ZM90 228H91V226H90ZM89 227H88V229H90ZM28 229H30L31 230V232H30V230L28 231ZM39 229V230H38ZM40 229H41V231H40ZM47 229H49L50 230V232H49V230H47ZM51 229H52V231H51ZM58 229L60 230V231H58ZM62 229V230H61ZM15 230V231H14ZM37 230V231H36ZM47 230V232H45V235L43 234L44 232L43 231H46ZM11 231V232H10ZM16 231H18V233H21V234H19V235H17V232ZM62 231H65V232H63L62 233ZM74 231V232H73ZM90 231V230H89ZM14 232V233H13ZM34 232V235L32 234ZM35 232H37L36 233V235H37V239L38 238H40L39 239V244H38V246H37V243H34V245H32V244H29V243H31V242H27V241H29L30 240V237H31V241H34V242H36V240H33V238L34 237H36V235H35ZM55 232V233H54ZM58 232V233H57ZM91 232H92V234H93V231H92V228H91ZM13 233V234H12ZM23 233V234H22ZM46 233H49V235L48 234H46ZM52 233L54 234V236L52 235ZM57 233V234H56ZM15 234V235H14ZM40 234H42L41 236H40ZM56 234V235H55ZM61 234V235H60ZM65 234V235H64ZM70 234V235H69ZM21 235H23V236H21ZM6 236V237H5ZM9 236H11V237H9V239H8V237ZM13 236V237H12ZM32 236H34V237H32ZM43 236V238H41ZM49 236V237H48ZM55 236H56V240L55 239H53V238H55ZM60 236H61V239H59L60 238ZM92 236V235H91ZM91 236H89V237H91ZM181 237V238H180ZM4 238V239H3ZM11 238H14L12 241H10L11 240ZM19 238V239H18ZM24 238V239H23ZM29 238V239H28ZM48 238V239H47ZM49 238L51 239V240H49ZM84 238H87V241H85V239ZM8 239V240H7ZM17 239H18V241H17ZM26 239H28V240H26ZM36 239V238H35ZM43 239V240H42ZM46 239H47V242L46 243H44V244H42V243H40L41 242V240L42 241H46ZM58 239V240H57ZM74 239H76V240H74ZM7 240V242H5ZM21 240H23L22 242L23 243H21V244H24V245H28V246H30L29 248H31L32 247V249H33V251H37L38 250V252H36V253H34V254H32L31 252H32V249H29L28 248V250L29 251H27V249H26V247H24L25 249H22V250H20L21 248H19V247H22L23 248V246L24 245H21L20 243L19 244H17L19 241H21ZM65 240H67L66 242H64ZM3 241V242H2ZM13 241H15V243L13 242ZM51 241V242H50ZM59 241V242H58ZM75 241V242H74ZM5 242V243H4ZM9 242V243H8ZM27 242V243H26ZM72 242V243H71ZM80 244H79V243ZM85 242H86V244H85ZM182 242V243H181ZM50 243V244H49ZM76 245H75V244ZM6 244H8V245H6ZM12 244V245H11ZM15 244V245H14ZM35 244H36V247H35ZM50 245V247H49V245ZM16 245H18V246H16ZM19 245H21V246H19ZM45 245V246H44ZM47 245V246H46ZM74 247H72V246ZM78 245H80L79 247H78ZM84 245H86V246H84ZM264 246V232H263V234L261 235V237L258 239V241H256V243L254 244V245H252L251 247H249L248 249H246L245 251H247L245 254H252V262H253V260L255 259V256H256V254H257V258H258V255H259V253H257L255 250L257 249V251H258V247H259V251L258 252H260L261 253V248L260 247H262L263 248V246ZM27 246V247H28ZM75 246H76V248H75ZM17 247L19 248V249H17ZM48 247V248H47ZM78 247V248H77ZM85 247H86V250H85ZM3 248V249H2ZM82 248V250H80ZM15 249V250H14ZM37 249V250H36ZM43 249H45V250H43ZM48 249V250H47ZM84 249V250H83ZM10 250V251H9ZM18 252H20V251H24L25 250V254H27V255H24V252H22L23 253V260L21 261V260H19V261H17L19 258H21L22 259V255H21V252L20 253H17V251ZM30 250H31V252H30ZM51 250H53L54 252H55V254L53 253H51ZM58 250V251H57ZM69 250H71V251H73V252H75V250H76V252L75 253H77V254H75V253H73L72 252V254L69 252ZM78 250V251H77ZM184 250V251H183ZM249 250V251H248ZM27 251V252H26ZM41 251V252H40ZM88 252V254H87V252ZM245 251H243V252H245ZM7 254H6V253ZM10 252V253H9ZM30 252V253H29ZM44 252V253H43ZM49 252V253H48ZM58 254H57V253ZM80 252H85L83 255H85V256H82L81 255V253ZM243 252H241V253H243ZM29 253V254H28ZM38 253V254H37ZM46 253V254H45ZM61 253V254H60ZM67 253V256L69 255V254H71V255H74V256H72L71 257V255H69L67 258H65V256L63 255V254H66ZM69 253V254H68ZM240 253V254H241ZM256 253V254H255ZM19 254H20V257H19ZM50 254V255H49ZM52 254V255H51ZM87 254V255H86ZM91 254V255H90ZM244 254V255H245ZM253 254H255V256L253 255ZM4 255H7V256H4ZM8 255H9V257H10V255H11V257L9 258L8 257ZM37 255H38V257L39 258H37ZM43 255V256H42ZM46 255V256H45ZM64 256V257H61V256ZM91 257H93V258H90V256ZM25 256H27V258L25 259ZM40 256H42V257H40ZM49 256V257H48ZM52 256H53V259H52ZM54 256H56V257H54ZM77 256H81V258L78 260V258L79 257H77ZM4 257H5V259H4ZM7 257V258H6ZM43 257H45V258H43ZM69 257H71V258H69ZM76 257V258H75ZM88 257V258H87ZM239 257V256H238ZM237 257V258H238ZM254 257V258H253ZM59 258V259H58ZM65 258V259H64ZM74 258V259H73ZM83 258V259H82ZM236 258V257H235ZM34 259V260H33ZM39 260V261H36V260ZM41 259V260H40ZM44 259H46L45 260V262H44ZM66 259H69V260H67L66 261ZM71 259H73V260H71ZM77 259V260H76ZM95 259V260H94ZM97 259V260H96ZM2 260V261H1ZM15 260V261H14ZM32 260L34 261V263L32 262ZM65 260V261H64ZM256 260V259H255ZM254 260V261H255ZM14 261V262H13ZM78 261H79V263H78ZM82 261V262H81ZM83 261H85V262H83ZM12 262V263H11ZM29 262V263H28ZM97 262V263H96ZM251 261H249V263L251 264L252 263ZM18 264V263H17ZM21 264H23V263H21Z\"/></svg>",
	"mask_w": 264,
	"mask_h": 264
},
{
	"label": "crops",
	"instance_id": "obj_3",
	"mask_svg": "<svg viewBox=\"0 0 264 264\" xmlns=\"http://www.w3.org/2000/svg\"><path fill=\"white\" fill-rule=\"evenodd\" d=\"M126 29L132 42L153 59L171 61L187 55L190 60L192 54L200 53L203 30L191 0H134ZM189 67L193 74L179 77L163 93L157 124L174 151L205 158L234 139L240 126V105L224 81L195 72L196 65ZM183 225L196 246L215 256L231 255L221 261H232L244 255L264 232V193L243 172H209L186 197Z\"/></svg>",
	"mask_w": 264,
	"mask_h": 264
}]
</instances>
